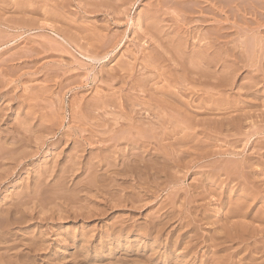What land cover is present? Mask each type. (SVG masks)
<instances>
[{"label": "rangeland", "instance_id": "rangeland-1", "mask_svg": "<svg viewBox=\"0 0 264 264\" xmlns=\"http://www.w3.org/2000/svg\"><path fill=\"white\" fill-rule=\"evenodd\" d=\"M7 3H9L10 5H16V4H18V2H19V0H5ZM12 1H14L13 3H11ZM16 1V2H15ZM21 1V0H20ZM41 1H43V0H37V1H34L35 3V5H39V2H41ZM44 1H48V0H44ZM43 1V2H44ZM50 1V2H49ZM48 1V3H50L51 4V6H56V4H62V3H66L67 4V13H66V11H64L66 14H64L65 16L67 15V17H70L71 16V19L70 18H68L69 20H70V23H72L73 21H74V19H75V22L74 23H76L77 21L79 22H77V24H74V23H72L73 25H75V27L76 28H69L68 26H66V24H65V22H63V21H60V20H58V19H55V18H52V17H50V18H45V19H43L42 18V16H40L39 15V17L38 16H34V15H32V14H29V13H26V14H21V13H14V12H7V11H5V13H4V15H6V16H4V17H2V18H5V19H2L3 20V23L2 24H0V93L2 94H0V118H2V120H4V121H2L3 123H1V121H0V140H1V143H0V146L3 148H1L0 147V150H2V151H0V159H1V157L3 156L4 158H3V160L5 161V162H8L7 164L5 163V162H3V160H0V163L2 162V164L4 165L3 166V169H5L4 170V172H2L1 170H3V169H0V174L1 173H4V174H6V171H7V174H6V176L7 177H5L4 175L3 176H1L0 177V264H46V263H48V264H109V263H111V264H147L148 262V264H172L171 262H173V263H177V264H194V263H196V264H200V262H204L203 264H215V262H216V264H262L263 262H264V255H262V254H260L259 252H264V237L262 238V237H255V239H250V240H246V239H243L242 241H235L233 244L232 243H230V242H225L224 240V242L223 241H221V238H217V237H222L221 235L220 236H216L215 235V232L217 233V234H219V233H222V230H224L225 229V225H224V221H222V223L221 222H219V224L218 223H216V217L217 216H219L218 214H217V212H220L222 215H224L225 214V212H226V208H221L222 206H221V204L223 205L224 203L223 202H226V200H228L227 198L229 197V195H227V194H229V191H227L228 189H227V187L225 186V184L226 183H224L225 181V179H223V178H225V173H222V171H220V168L222 167H224L225 168V165H228L230 162H231V160L230 159H228V158H231L232 159V157H230L228 154H226V155H224V154H218V152H224V151H227V153L228 152H230V151H237V152H248V149H249V147L250 146H248V145H250L252 142H253V140H254V142H258V141H255L256 139L257 140H264V116H262L261 115V113L259 112L260 111V109H261V107H260V109H259V111H256L255 113H254V116H253V118L251 119H249L247 122H245L243 125H242V127H241V129L240 130H238V131H236V130H234V129H227L226 128V124H222V120H223V118L225 117V115H221L222 113H217V115H215V114H210V116L209 115H207V114H202V112L201 111H199V110H197V109H195V108H192L191 107V101H190V103L188 102V98H190L189 100H191V97L193 96H191L190 94L191 93H193V94H196V95H200L201 94V96H203L202 95V93L203 92H205V91H209V88L208 87H210L211 89H213V87H214V81H213V79H211L210 78V81L209 80H206V82H209V83H203V82H200V81H197V82H195V81H192V80H190L191 79V77H190V75H188L189 76V78L190 79H187L186 77L184 78L185 79V81H184V79H183V76H184V74H186L185 73V70L184 69H186V68H189V66H190V64H192V63H190V59L188 60L189 62H187V61H185L184 63H183V60H181L180 58H178V56H176V53H178L177 55H179V48H181L182 47V50H183V52L185 51V52H187V51H191V44L192 43H195V42H197V41H195V37L192 39L191 38V19H189V18H191V16H189V14L191 15V12L190 11H186V9H187V7H189L190 6V9H191V2L189 1V0H187L190 4H188V2H185L186 0H168V1H166V0H161L162 2V4H163V2H168L167 4L166 3H164V4H166V5H169L167 8H165L166 7V5L163 7V5H162V7H161V3H160V1L158 0H136V1H131V0H127V1H125V3L124 4H121L119 1V3L116 1V0H112V2H111V0L109 1V0H82V1H78V0H49ZM59 1H62V2H59ZM90 1H92V2H90ZM98 1V2H97ZM169 1H171V2H173V3H175L174 5L173 4H171V2H170V4H169ZM58 2V3H57ZM80 2H82V3H80ZM103 2H106V3H103ZM152 2V3H151ZM182 3V5H181V3ZM15 3V4H14ZM55 3V4H54ZM71 5H70V4ZM73 3V4H72ZM79 3H80V5H79ZM86 3V4H85ZM92 4L93 3V6H90V4ZM156 3H158V5L160 6V10L159 9H157V7H156ZM185 3V4H184ZM49 4V5H50ZM78 4V5H77ZM83 4H84V7H85V10H87V14H86V16H85V14H84V12L82 11V10H84L83 9ZM87 4H89V5H87ZM105 4V5H104ZM126 4H127V6H126ZM150 4V5H149ZM153 4V5H152ZM180 4V5H179ZM94 5H99L98 6V8L96 7V6H94ZM103 5V6H102ZM117 5V6H116ZM119 5H123V8L122 7H120ZM157 5V6H158ZM178 5V6H177ZM34 6V5H33ZM75 6V7H74ZM82 6V7H81ZM89 6L92 8H89ZM109 8H108V7ZM112 6H113V9H112ZM118 6H119V9H118ZM150 6H151V8H150ZM173 6V7H172ZM175 6H177V7H175ZM180 6L181 7H183L182 9H183V12H182V10H181V8H180ZM72 7V8H71ZM78 7V8H77ZM96 7V8H95ZM103 7V8H102ZM105 7V8H104ZM107 7V8H106ZM130 7V8H129ZM147 7V8H146ZM153 7H154V9H153ZM179 7V8H178ZM186 9H185V8ZM117 8V9H116ZM121 8V9H120ZM129 8V9H128ZM169 8V10H167ZM81 9V10H80ZM88 9H90V11H88ZM94 9H96V10H94ZM118 10V12L120 13V10H121V13H120V15H118L119 13H117L116 14V12L117 11H115L114 10V12L115 13H112L113 11L112 10ZM126 9H128V11H126ZM144 9H146L145 11H143ZM175 9V10H174ZM185 9V10H184ZM189 9V10H190ZM78 10V11H77ZM106 10V11H105ZM124 10H125V12H124ZM153 12H152V11ZM159 10V13H160V17L161 18H159V16H158V12H156V11H158ZM164 10V11H163ZM171 10V11H170ZM188 10V9H187ZM70 11H71V13H70ZM97 11H99V12H97ZM100 11H102V12H100ZM110 11H111V13H110ZM140 11H142V13L144 14V13H146V14H144L145 15V18L149 15H151L150 14V11H151V13L152 14H154L155 16H154V19H152V20H150V19H147V18H149V17H147L146 19L143 17L144 15H142V13H140ZM166 11V12H165ZM175 11H178V13L177 12H175ZM74 12V13H73ZM78 12V13H77ZM82 12V13H81ZM90 12V13H89ZM141 14V15H139V13ZM169 14H168V13ZM180 12V13H179ZM9 13V14H8ZM12 13V14H11ZM14 13V14H13ZM70 13V14H69ZM73 13V14H72ZM94 14V15H92V14ZM102 13V14H101ZM127 15H126V14ZM149 13V14H148ZM175 13V14H174ZM177 13V14H176ZM186 13V14H185ZM189 13V14H188ZM11 14V15H10ZM78 14V15H77ZM80 14V15H79ZM81 14H83V15H81ZM91 14V15H90ZM110 14V16H108ZM122 14V15H121ZM166 14V15H165ZM174 16H173V15ZM182 14V15H181ZM188 14V15H187ZM9 15V16H8ZM14 17H13V16ZM28 15V16H27ZM70 15V16H69ZM74 15V16H73ZM125 15V16H124ZM147 15V16H146ZM162 15H163V18H162ZM177 15V16H176ZM187 15V16H186ZM10 16H12L11 18H9V20L6 18V17H10ZM18 16V17H17ZM22 16H24V17H26L25 18V20H24V18H22ZM77 18H76V17ZM89 16V17H88ZM96 16V17H95ZM111 16H113L112 18H111ZM116 16V17H115ZM151 16H153V15H151ZM169 16V17H168ZM179 16V17H178ZM180 16H182V19H181V17ZM186 18H185V17ZM28 17L30 18V19H28ZM35 17V18H34ZM37 17V18H36ZM84 17H87V19L86 18H84ZM91 17H92V19H91ZM118 19V21H116V19ZM138 17V18H137ZM156 17V18H155ZM165 17V18H164ZM168 17V18H167ZM170 17H172V18H170ZM176 17V18H175ZM178 17V18H177ZM17 19V21H16V19ZM41 20H43V21H41ZM89 18V19H88ZM114 18V19H113ZM14 19V20H13ZM19 19H22V21L21 20H19ZM28 19V20H27ZM31 19H32V22H31ZM52 19H54V20H52ZM73 19V20H72ZM84 19V20H83ZM86 19V20H85ZM140 19V22L138 21V20ZM144 19V20H143ZM158 19H161V20H164V21H162V23H161V21L160 20H158ZM166 19H168V20H166ZM172 19V20H171ZM180 19H181V21H180ZM185 19H187V21L185 20ZM24 20V21H23ZM35 20H37V21H35ZM40 20V21H39ZM52 20V21H51ZM93 22H92V21ZM142 20H143V22H142ZM147 21V23H149V24H151V25H146L145 23H146V21ZM149 20V21H148ZM170 20V21H169ZM8 21V22H7ZM12 21V22H11ZM13 21H15L14 23H13ZM18 21H20V22H18ZM26 21V22H25ZM28 21V22H27ZM31 23H30V22ZM34 21V22H33ZM45 21V22H44ZM46 21H48V22H53V23H55V24H50V23H48V22H46ZM57 21V22H56ZM59 21V22H58ZM72 21V22H71ZM80 21H82V22H80ZM88 23H87V22ZM91 23H90V22ZM97 21V22H96ZM156 21V22H155ZM159 21V22H158ZM166 21H168V23L169 24H165V23H167ZM178 21V22H177ZM186 21V22H185ZM6 22V23H5ZM10 22H11V24L13 25H11L10 24ZM36 22V23H35ZM38 22V23H37ZM107 22L109 23L108 25H107ZM145 22V23H144ZM153 22H155V23H159V25H156L155 23H154V26L155 27H157V29L155 28H153L154 26H153V24L152 23ZM171 22V23H170ZM176 22V23H175ZM180 22V24L178 25V23ZM190 22V23H189ZM21 23V24H20ZM40 23V24H39ZM56 23H59V24H56ZM61 23V24H60ZM80 23H82V24H80ZM84 23H86V24H84ZM97 23V24H96ZM120 23V24H119ZM142 23V24H141ZM143 23H144V26H148L147 28H146V31H144V29L142 28V27H144L143 26ZM157 23V24H158ZM173 23V25H171ZM175 23V24H174ZM32 24V25H31ZM45 24V26H46V24H47V26L45 27V26H43ZM51 25L52 27H50L49 25ZM80 24V25H79ZM116 24V25H115ZM140 24V25H139ZM190 24V25H189ZM2 25V26H1ZM35 25V27H39V29H32V27ZM53 25H54V27H53ZM57 25V26H56ZM58 25L60 26V28L58 27ZM77 25V26H76ZM79 25V26H78ZM87 26V27H85V29H84V26ZM100 27H99V26ZM107 25V26H106ZM109 25H111V26H109ZM134 25V26H133ZM139 25L140 26V28L138 27L137 28V26ZM161 25H164V26H161ZM169 25H171V27L173 28H175L176 26L178 27V31H176V29L177 28H173V29H171L170 28V26ZM184 25V26H183ZM189 25V26H188ZM49 26V27H48ZM82 26V27H81ZM97 28H96V27ZM114 26H115V28H114ZM160 26V27H159ZM166 26H167V29H164V28H166ZM179 26L181 27L180 29H179ZM19 27V28H18ZM66 27V28H65ZM108 27H109V29H108ZM162 27H164V28H162ZM189 27V28H188ZM6 28V29H5ZM27 28V29H26ZM42 28V29H41ZM44 28V29H43ZM59 28V29H58ZM65 30H64V29ZM83 28V29H82ZM86 28H90V30L89 29H86ZM96 30V32L98 33V34H100V37H102V38H99L98 37V35L95 33V30ZM99 28H101V29H99ZM104 28V29H103ZM112 28V29H111ZM118 28V29H117ZM137 28V29H136ZM149 28V29H148ZM186 28V29H185ZM5 29V30H4ZM11 29V30H10ZM21 29V30H20ZM52 29V30H51ZM53 29H55V30H53ZM99 29V30H98ZM107 29V30H106ZM140 29H142L143 31H144V33H141V32H143L142 30H140ZM147 29H148V31H147ZM152 29V30H151ZM159 29H160V32H158L159 31ZM164 29V30H163ZM8 30V31H7ZM31 30V31H30ZM35 30V31H34ZM41 30V31H40ZM76 30V31H75ZM87 30V31H86ZM92 30V31H91ZM104 32H103V31ZM112 32H111V31ZM114 30V31H113ZM136 30L138 31V32H136ZM155 30H157V31H155ZM174 30V31H173ZM184 30V31H183ZM189 30V31H188ZM24 31V32H23ZM29 31V32H28ZM55 31V32H54ZM91 32V33H89V32ZM102 33H101V32ZM162 31H164V32H162ZM169 31H170V33H169ZM179 34H176V32ZM183 31V32H182ZM206 31V30H205ZM28 32V33H27ZM44 32V33H43ZM68 32V33H67ZM75 32H77V34H79V35H77ZM119 32V33H118ZM132 32H135V33H137L138 35H139V33L140 34H143V35H140L139 37L141 38V39H139L137 36L138 35H134L135 33H132ZM145 32L147 33V37H144V34H145ZM149 32H152L151 33V35L152 36H150V34H148ZM162 32V33H161ZM182 33V34H186V37L185 36H182V34H180V33ZM185 32V33H184ZM190 32V34H188ZM23 33H25V34H23ZM37 33V34H36ZM52 33V34H51ZM72 35H71V34ZM87 33H89L88 34V36H85V35H87ZM94 33V34H93ZM104 33H106V34H104ZM153 33H155L156 35H157V37H155L154 38V36L155 35H153ZM165 33V35H166V38H165V36L163 35ZM173 33V34H172ZM57 34V35H56ZM63 34V35H62ZM66 34H68L70 37H72V42H70L69 43V41H68V39H67V35ZM85 34V35H84ZM160 34H162L161 35V37H160ZM42 35V36H41ZM84 35V36H83ZM107 35V36H106ZM167 35H168V39L169 38H172L174 41H172V42H170V40H168L167 39ZM171 37H170V36ZM175 35V36H174ZM181 36L180 38L179 37H177V36ZM188 35V36H187ZM78 36V37H77ZM79 36H80V39H79ZM118 36V37H117ZM119 36H121L122 37V39H121V37H119ZM136 36V37H135ZM145 36H146V34H145ZM58 37V38H57ZM61 37V38H60ZM82 37V38H81ZM85 37V38H84ZM87 37V38H86ZM88 37H90V38H88ZM106 37V38H105ZM149 37V38H148ZM150 37H151V40H149L150 39ZM158 37H159V39H158ZM183 37V38H182ZM60 38V39H59ZM117 38V39H116ZM137 38H138V40H137ZM142 38H144V40L142 39ZM154 38V40H152ZM157 38V39H156ZM185 38V39H184ZM188 38H190L189 40H188ZM197 38V37H196ZM241 38H242V40L244 39L243 37H239V39H237V40H241ZM49 39V40H48ZM76 39H79L78 41L76 40ZM83 41H85V40H87L88 39V42H89V44L91 45H89L88 44V42L86 41L85 43L84 42H82V40ZM114 39H115V41H114ZM118 39H119V41H118ZM135 39V40H134ZM147 39V40H146ZM161 39H163L164 41H162ZM179 39H181V40H179ZM24 40H25V42H24ZM57 40V41H56ZM58 40L60 41V42H62V43H60V42H58ZM65 40V41H64ZM92 40H93V42H92ZM149 40V41H148ZM158 40H161V41H158ZM177 40H179V41H177ZM185 40H186V42H185ZM194 40V41H193ZM197 40V39H196ZM241 40V41H242ZM56 41V42H55ZM99 41V42H98ZM137 41V42H136ZM157 41V42H156ZM173 43V42H177V43H179V44H172L173 46H171L170 45V43ZM182 41V42H181ZM23 42V43H22ZM67 42V43H66ZM80 42H81V44H80ZM95 42V43H94ZM97 42L99 43V44H97ZM148 42V43H147ZM183 42H185L186 44H184ZM189 42H190V44H189ZM40 43V44H39ZM75 45H74V44ZM78 43H79V45H78ZM114 43V44H113ZM144 43V44H143ZM150 43V44H149ZM157 43V44H156ZM164 43V44H163ZM167 43L169 44V45H167ZM183 43V44H182ZM25 44V45H24ZM65 44V45H64ZM82 44H83V46H82ZM87 44V45H86ZM146 44V45H145ZM156 44V45H155ZM160 44V45H159ZM166 44V45H165ZM185 45V46H181V45ZM196 44V43H195ZM28 45V46H27ZM68 45V46H67ZM81 45V46H80ZM89 45V46H88ZM95 47H94V46ZM113 45V46H112ZM114 45H117V47L115 46L114 47ZM122 45V46H121ZM136 45H137V47H136ZM150 45V46H149ZM161 45H165V46H163L162 48H163V50L164 49H166L168 46L170 47H173V48H171L172 50L174 49V51H171V53H170V51H169V53H167V54H171L172 56L175 54V56H173V62H174V59L175 58H178L179 60H177V59H175V65H173L174 63L173 62H168L169 63V66H168V63L165 61V60H163L164 62H165V64L161 61V63H163V64H161V63H159L160 62V60H161V58L163 57V59H164V57H165V55H166V57H167V54H165L166 52L165 51H162V48H160L161 47ZM178 45V46H177ZM180 45V46H179ZM43 46V47H42ZM45 46V47H44ZM55 46H57V47H55ZM65 46V47H64ZM77 46H79L78 48H77ZM86 46V47H85ZM111 46V47H110ZM158 46V47H157ZM176 46V47H175ZM187 46V47H186ZM189 46V47H188ZM29 47V48H28ZM68 47V48H67ZM81 47H83V49L81 48ZM92 47V48H91ZM114 47V48H113ZM121 47V48H120ZM168 47V48H169ZM175 47V48H174ZM185 47H186V49H185ZM44 48H46V49H44ZM58 48V49H57ZM70 48V49H69ZM84 48H85V50H84ZM95 48H96V50H95ZM109 48V49H108ZM120 48V49H119ZM145 48H147V49H145ZM150 48V49H149ZM154 50H153V49ZM167 48V49H168ZM188 48H190V49H188ZM87 49V50H86ZM88 49H90V50H88ZM107 49V50H106ZM156 53V51H157V53H156V56H155V53L152 51V50ZM159 51H158V50ZM171 49H168V50H171ZM44 50V51H43ZM60 50V51H59ZM81 50V51H80ZM84 50V51H83ZM104 50V51H103ZM118 50V51H117ZM168 50H166V51H168ZM87 51V52H86ZM94 51H96V52H94ZM103 53H102V52ZM106 51V52H105ZM132 51V52H131ZM148 51H151L150 52V54H148ZM175 51H177V52H175ZM40 52V53H39ZM48 52V53H47ZM50 52V53H49ZM66 52V53H65ZM93 52V53H92ZM111 52V53H110ZM131 52V53H130ZM147 52V53H146ZM165 52V53H164ZM172 52H174L173 54H172ZM61 53H64V54H61ZM79 53L81 54V56L79 55ZM87 53V54H86ZM95 53V54H94ZM105 53H106V55H105ZM108 53V54H107ZM51 54V55H50ZM82 54H83V56H82ZM85 54V55H84ZM122 54H123V56H122ZM140 54H143V55H140ZM154 54V55H153ZM158 54V55H157ZM165 54V55H164ZM58 55V57H56ZM88 55V56H87ZM94 55H98L99 57L100 56H104L102 59H101V61L100 60H97V62H96V60H91V56H94ZM170 55V56H171ZM50 56V57H49ZM54 56V57H53ZM109 56V57H108ZM136 56V58L138 59L137 61H134V60H136V58L134 59L133 57H135ZM153 57L154 56V58L156 59V61H155V63H153V59L151 60L150 59V57ZM160 58V59H158V57ZM170 56H168L167 58L165 57V59H170L171 57ZM2 57V58H1ZM64 59H63V58ZM114 57V58H113ZM175 57V58H174ZM112 58H113V60H112ZM125 58V59H124ZM129 60V61H127V59ZM145 58V59H144ZM2 59V60H1ZM133 59V60H132ZM172 59V58H171ZM107 60V61H106ZM109 60H111V61H109ZM131 60H132V62H131ZM140 60V61H139ZM143 60V61H142ZM147 60V61H146ZM158 60V61H157ZM177 60V61H176ZM258 60V59H257ZM92 61V62H91ZM103 61V62H102ZM118 61V62H117ZM142 61V62H141ZM149 62V63H144V62ZM169 61H172V60H169ZM179 61H181V63L179 62ZM263 61V60H262ZM99 62H101V63H99ZM109 62V63H108ZM131 62V63H130ZM134 62H135V64H134ZM139 62V63H138ZM150 62H152V63H150ZM180 63L179 65H181L182 67H184L183 68V70H182V67H181V69L180 68H178L179 67V65L177 64V63ZM264 62V61H263ZM263 62H260L259 63V65H258V63H257V65L258 66H263L264 65V63ZM105 63H107L106 64V66H105ZM130 63V64H129ZM137 63V64H136ZM185 64L187 67L185 68V66H183V64ZM104 64V65H103ZM124 64V65H123ZM126 64V65H125ZM131 64H134V67H133V65H131ZM142 64V65H141ZM144 64H145V66H144ZM189 64V65H188ZM6 65V66H5ZM56 65V66H55ZM129 65V66H128ZM136 65V66H135ZM141 65V66H140ZM155 65V66H154ZM158 65V66H157ZM170 65H171V67H170ZM60 66V67H59ZM62 66V67H61ZM128 68H127V67ZM144 66V67H143ZM147 66H149V67H151V66H153V67H151V68H153V69H149V70H145L144 68L145 67H147ZM162 66V67H161ZM165 66V67H164ZM177 66V67H176ZM117 67V69H115V68ZM121 67V68H120ZM129 67H130V69H129ZM133 67V68H132ZM165 69H167V70H171V68H173L171 71H172V73L174 74V79H175V81H174V86H172V87H175L176 88V90H175V88H172L171 90L173 91V92H175L176 94H177V97L175 98V99H177V100H175L174 98V102L172 101V103L174 104V107H172L173 108V111H175L176 112V114H174L173 113V111L172 110H168V109H162L163 111H161V112H159V109H154L153 108V110L151 111V108L153 107L152 106V101L150 100L151 98H150V95L152 94V90L151 89H153V90H156L157 88H159L158 86H160V87H164V86H166V83H164V82H166L165 80H164V78H157L156 77V71H160V72H164V68ZM168 67H169V69H168ZM174 67H175V70H174ZM119 68V69H118ZM124 68V69H123ZM191 68V67H190ZM256 68V67H255ZM264 68V67H263ZM9 71H8V70ZM48 69V70H47ZM49 69H51V70H49ZM54 69V70H53ZM55 69H57L56 71H55ZM63 69V72H61V71H59V70H62ZM67 69V70H66ZM103 69V70H102ZM134 70V71H130V70ZM140 69V70H139ZM67 71V73H66V71ZM120 71V72H118V71ZM128 70V71H127ZM154 70V71H153ZM162 70V71H161ZM213 70H215V69H210V71H213ZM242 70V71H241ZM241 70H238V72H237V75H236V78L238 79H236L235 78V80L234 81H236V83H234V86L232 87V89H228V87H226L225 88V91L224 92H221V94H222V96H223V98H225V97H228V100L229 101H232L233 100V98H234V100H238V99H240V100H243V99H241L240 97H245V95H244V90L245 89H243L242 90V88H240V89H238V88H235V86L237 87L238 85H239V83H241V84H246V83H248V80L246 79V81H245V79H242V77L246 74L245 72H243V71H248V69L247 68H243V69H241ZM250 70V69H249ZM45 71H47V72H45ZM49 71V72H48ZM55 71V72H54ZM99 71V72H98ZM106 71H107V74H106ZM112 71V72H111ZM122 71V72H121ZM123 71H125V72H123ZM152 71V72H151ZM166 71V70H165ZM181 71H184V72H181ZM241 71V72H240ZM43 72H45V73H43ZM51 72V73H50ZM132 72H134L133 74H132ZM180 72V73H179ZM214 72V71H213ZM243 72V73H242ZM48 73V74H47ZM68 73H70V74H68ZM119 73H121V74H119ZM132 75H131V74ZM136 73V74H135ZM152 73V74H151ZM153 73L155 74V75H153ZM181 73H184L183 75L181 74ZM241 73V74H240ZM8 74V75H7ZM47 75V77H45L46 75ZM57 74H58V76H57ZM96 74V76L94 77V75ZM109 74V75H108ZM119 74V76H117ZM124 74V75H123ZM127 74H129V75H127ZM42 75V76H41ZM71 75V76H70ZM72 75L74 76V78L72 77ZM141 75V76H140ZM242 75V76H241ZM56 76V78H54V77ZM60 76V77H59ZM63 76H65V77H63ZM70 76V77H69ZM121 76V77H120ZM128 77V82H127V77ZM138 78H137V77ZM186 76H187V74H186ZM187 76V77H188ZM241 76V77H240ZM42 77H44V78H42ZM49 77L51 78V79H49ZM59 77V78H58ZM105 77V78H104ZM134 77L136 78V79H134ZM140 77V78H139ZM213 77H215V76H213ZM53 78V79H52ZM61 78H62V80H61ZM64 78V79H63ZM115 78V79H114ZM118 78V79H117ZM125 78V79H124ZM131 78V79H130ZM179 78V79H178ZM44 79H45V81H44ZM54 79H55V82L57 83H55L54 82ZM96 79V80H95ZM99 79V80H98ZM159 79V80H158ZM194 80H195V78H193ZM42 80V81H41ZM97 82H95V81ZM101 80V81H100ZM115 80H117V81H120V82H116ZM132 80L135 82H132ZM186 80H188V81H192L193 82V84H194V86L193 87H196V85H199V88H198V86L196 87V88H193V87H191L192 85H190L189 83H188V81H186ZM215 80V79H214ZM242 80V82H240ZM55 83L54 85H53V82ZM59 81H60V84H59V86H57L58 85V83H59ZM100 81V82H99ZM138 81H142V82H147L146 83V85L145 86H140V85H138L139 84V82ZM158 81V82H157ZM161 81H162V83L164 84H162L161 83ZM176 81H179V82H176ZM183 81V82H182ZM216 81V80H215ZM103 82V83H102ZM113 83V84H110V83ZM121 82H122V84H121ZM137 82V83H136ZM239 82V83H238ZM246 82V83H245ZM47 83V84H46ZM119 85H118V84ZM129 83H131L130 85H129ZM151 83V84H150ZM180 83V84H179ZM186 83V84H185ZM202 83V84H201ZM212 83H214V84H212ZM100 84V85H99ZM102 84V85H101ZM154 84V85H153ZM160 84V85H159ZM161 84H162V86H161ZM205 84V85H204ZM209 84H211V85H209ZM43 85V86H42ZM95 85V86H94ZM107 85H108V88H107ZM111 85V86H110ZM123 85V86H122ZM188 85L190 86V87H188ZM201 85H203V86H201ZM27 86V87H26ZM32 86V87H31ZM53 86V87H52ZM101 86H103V87H101ZM106 88H105V87ZM109 86L111 87V89H113V90H111V89H109ZM126 86V87H125ZM132 86H133V88H132ZM149 86V87H148ZM154 86H156V88L154 87ZM206 86H207V89L208 90H206ZM264 85L263 84H261V86H259V87H257L258 89H260V92H263L262 91V89L264 90V87H263ZM1 87H3V88H1ZM40 87V88H39ZM46 87H48V88H46ZM51 87V88H50ZM91 87H93V88H91ZM112 87H114V88H112ZM142 87V88H141ZM147 87V88H146ZM155 89H154V88ZM203 87H205V88H203ZM54 88H55V90H54ZM103 88V89H102ZM122 88V89H121ZM139 88V89H138ZM146 88V89H145ZM149 88H151V89H149ZM190 88H192V89H190ZM262 88V89H261ZM8 89H10V90H8ZM40 89V90H39ZM47 89H49V90H47ZM57 89V90H56ZM62 89H63V91H62ZM105 89H106V91H105ZM116 89V90H115ZM132 89V90H131ZM138 89V90H137ZM210 89V90H211ZM240 90V91H235V90ZM45 90V91H44ZM97 90V91H96ZM109 90V91H108ZM128 90H130V91H128ZM134 90V91H133ZM148 90H150V92L148 91ZM184 92H183V91ZM187 90H188V92H187ZM190 90L191 91H193V92H190ZM10 91V92H9ZM14 91V92H13ZM48 91V92H47ZM50 91V92H49ZM102 91V92H101ZM120 91V92H119ZM186 91V92H185ZM195 91V92H194ZM228 91V92H227ZM52 92V93H51ZM113 92V93H112ZM123 92V93H122ZM147 92V93H146ZM178 92V93H177ZM180 92V93H179ZM190 92V93H189ZM227 92V93H226ZM230 92V93H229ZM236 95H234V97H233V93ZM4 93V94H3ZM11 93V94H10ZM105 93H107V94H109V96L107 95V94H104ZM125 93V94H124ZM133 93V94H132ZM134 93H136V95L134 94ZM43 94H44V96H43ZM50 94V95H49ZM118 94H119V96H122V97H119L118 96ZM144 94V95H143ZM149 96H148V95ZM186 96H185V95ZM3 95H6V96H3ZM7 95L9 96L8 98H7ZM115 95H117L119 98H121V99H119V98H117V96H115ZM129 95H131V96H128ZM135 95V97H133ZM179 95H182V96H179ZM3 96V97H2ZM42 96V97H41ZM103 96V97H102ZM105 96H108V99H109V102L108 103H106V105H105V109L103 110V109H101L100 107L98 108V109H96L95 111H93L92 113H94V114H91L92 116H90V118H89V116L88 115H86V112H87V109L89 108V109H91V106L97 101V99L98 98H102V99H100L101 100V102L103 101H107V100H105L106 98H105ZM114 96H115V98H114ZM190 96V97H189ZM61 97V98H60ZM97 97V98H96ZM111 97V98H110ZM137 97H139V98H137ZM148 99H147V98ZM183 97V98H182ZM83 98H84V101H83ZM147 100H146V99ZM150 98V99H149ZM181 98V99H180ZM195 97H193V100H194V102H196V103H194L195 105L196 104H198L199 102H200V100L198 101V103H197V99H194ZM203 98V97H202ZM236 98H238V99H236ZM6 99V101H4ZM87 99V100H86ZM94 99V100H93ZM96 99V100H95ZM136 99H138V100H136ZM140 99H141V101H140ZM182 99H184L183 101H182ZM186 99V100H185ZM93 102H92V101ZM118 100V101H117ZM146 102H145V101ZM148 100H150L149 102H148ZM234 100H233V102H234ZM2 101V102H1ZM62 101V102H61ZM74 101V102H73ZM87 103H86V102ZM88 101H89V103H88ZM117 102V104L116 103H114V104H116L115 106H117V107H115V106H113L114 104H112L113 102ZM32 102V103H31ZM73 102V103H72ZM85 102V103H84ZM119 102H121L120 104H119ZM140 102V103H139ZM144 103V104H142V103ZM151 102V103H150ZM178 102V103H177ZM180 102H182V103H180ZM188 102V104H186ZM206 102H208V103H211V101H206ZM81 103H83V104H81ZM93 103V104H92ZM147 103V104H146ZM149 103V104H148ZM171 103V102H170ZM179 103L181 104V105H179ZM207 103V105H209ZM75 104V105H74ZM77 104V105H76ZM92 104V105H91ZM112 104V105H111ZM145 104H146V106H145ZM176 104H178V105H176ZM91 105V106H90ZM110 105H111V107H110ZM147 105H149V107L147 106ZM182 105H186L187 106V108H185L186 106H182ZM6 106V107H5ZM35 106V107H34ZM63 106V107H62ZM82 106V107H81ZM119 106V107H118ZM135 106V107H134ZM151 106V107H150ZM177 106V107H176ZM181 106V107H180ZM78 107V108H77ZM103 107V106H102ZM114 107V108H113ZM123 109V110H127V111H129L130 113H128L127 111H123L121 108ZM4 108V109H3ZM79 108H81L82 110H80ZM84 108V109H83ZM86 108V109H85ZM150 108V109H149ZM180 108H184V110L183 109H180ZM63 109V110H62ZM79 109V110H78ZM107 109V110H106ZM119 109H121V110H119ZM131 109H133V110H131ZM179 109V110H178ZM60 110V111H59ZM98 110V111H97ZM105 110L106 111H108V114H109V119L107 118L108 117V115H107V112H105ZM155 110V111H154ZM168 112H167V111ZM182 110V111H181ZM258 110V109H257ZM70 111H72V112H70ZM77 111V112H76ZM120 111H123V112H127L128 114H130V115H132L134 118H135V120H137V119H139V120H141V121H143V122H145V123H148L149 121H148V119H150L151 121H153V122H156V119H154L153 117L154 116H156V115H158V117L160 116V118H161V121L163 122V131H165V132H167V133H169V131H171L172 130V128H174L175 127V125H176V127L174 128L176 131L174 132V133H172L171 135H170V137H168V138H166V141L164 142V143H162V145H164L165 143H166V145H169V143H171V144H173V149H171V151L170 152H172V153H175L174 154V156H172V157H175V158H170L171 160H173V163L175 162V164H173L172 163V166H170L169 168L167 167V169L168 170H166V168L164 169L163 168V170H164V172H163V170H162V166H160V165H162V159L160 160V158H163V159H166V157L165 156H163L162 154H163V152L161 151L160 152V150H161V148H160V146H155V144H152L153 142H151V144L149 145V146H147V147H144V148H146V150H144V148L142 149V150H140V149H138V148H134L133 149V152L131 151L132 150V148H131V150H130V156L131 157H133L134 155H137V156H140V158H141V156L143 155V157H144V155H146L145 156V158L144 159H146V157H149V159L147 158V161L146 160H144L143 159V157H142V159L144 160V163H146V162H148V160H150V164H155L156 163V165L157 166H154V167H158L157 169L160 171L161 170V172H160V175L159 174H157V176L158 177H156V175H153V172L152 171H150L149 172V176L151 177V181L149 180V181H147L148 183L144 186V184L143 185H139V184H141L142 182H139V181H137L136 179H133V177L134 176H132L131 178L130 177H128L129 178V180L131 179V181L133 180V181H135V182H133V183H130L129 181L128 182H125V179L126 180H128L127 178H123V180L121 181V182H118L117 184H119V183H121L122 185H124V186H126L127 188L129 187V189H127L126 187L124 188V187H120V189L119 190H122V189H124L125 191H121L120 192V195L121 194H124L125 193V195L127 196V199L128 198H130L129 197V195L131 196V201H130V199H128L129 200V203H130V205H129V203H128V200L126 199V198H123V200H124V202L125 203H121L120 204V206L122 205V204H124V205H122L121 207H118L119 205H118V203H115L114 202V204H113V202H110V204L111 205H109L110 207L112 206L113 207V210L112 209H109V207H106L105 209H106V211L107 212H105V214H104V216H103V214H100V209L99 208H102L103 209V207L106 205V201L105 202H103L104 200L103 199H106V198H109V195L107 194V193H109L110 194V196H111V193H112V195H114L115 194V191H113L112 190V192L111 191H109V190H107V189H103V190H107V191H105L106 192V194L108 195L106 198L104 197V196H106V194L105 193H101V194H99L100 192H97V194H95V193H93V192H96V191H94V190H97L98 189V186H100L98 183H97V180H98V178H96V175H98L96 172H93L94 170L93 169H91L90 168V166L93 164V163H95L96 162V160L94 159V158H91V157H89V156H92V157H96V153H98V151L96 152L95 150H97V147H98V145H96L97 143H94L93 141H94V138L98 135L99 136V134H103L104 136H112L113 135V131H112V129H114L115 127H119V125H115L116 124V121H113V120H111L110 121V119L112 118V116H115V118H119V117H121L122 118V114H120L119 112ZM143 111V112H142ZM155 113H154V112ZM186 111H188V112H186ZM189 111H192L191 113L189 112ZM261 111H264L263 110V108H262V110ZM59 112V113H58ZM78 113V114H76V113ZM83 112H85V114L83 113ZM101 112V113H100ZM123 112H121V113H123ZM132 112V113H131ZM157 112V113H156ZM166 112V113H165ZM184 112V113H183ZM186 112V113H185ZM200 112V113H199ZM35 113V117H33L34 114ZM58 113V114H57ZM75 113V114H74ZM95 113H97V114H95ZM103 113H106V114H103ZM116 113L118 114V115H116ZM165 113V114H164ZM172 113V114H171ZM187 113H189V114H187ZM26 114H31L30 116L29 115H27V116H25ZM102 114V115H101ZM163 114V115H162ZM167 114V115H166ZM174 114V115H173ZM182 114H185L184 116L185 117H187V118H189L188 120L182 115ZM260 114V115H259ZM81 115V116H80ZM84 115L86 116V117H84ZM100 116L101 118H103V119H105L106 120V118H107V122H106V124L107 125H105L103 128H101V129H99V128H96L97 126H98V122L96 121V119H94V117L95 116ZM124 115H126V113H124ZM146 115H150V117L147 119V116ZM171 115H173V117L171 116ZM176 115V116H175ZM180 115H182L181 117H183L184 119H180L179 117H180ZM195 115V116H194ZM202 117H201V116ZM206 117H205V116ZM213 115L214 116H216V117H213ZM231 115V118H234V117H232V116H235V114L234 115H232V114H230ZM229 114L228 115H226V117H225V119L226 120H229L230 119V117H228V116H230ZM256 115H257V118H256ZM7 118V120H6V118ZM48 116H50V117H48ZM94 116V117H93ZM105 116V117H104ZM111 116V117H110ZM118 116V117H117ZM196 116H198V117H196ZM220 117V118H217V117ZM224 116V117H223ZM250 116V115H249ZM260 116V117H259ZM25 117H27V118H31V121H30V118L29 119H27V118H25ZM38 117V118H37ZM42 118V120H41V118ZM43 117H44V121H43ZM48 118V121H47V118ZM54 117V118H53ZM92 117V118H91ZM172 117V118H171ZM174 117H176V119L174 118ZM194 117V118H193ZM196 117V118H195ZM202 118L204 121L202 122V119L199 121L198 120V118ZM208 117V118H207ZM214 119H213V118ZM223 117V118H222ZM263 117V118H262ZM26 119V121L27 120H29V121H27V122H29V123H31V125H29V123H26V121H24L23 119ZM36 119L37 120V122H36V120H33V119ZM63 118V119H62ZM142 118V119H141ZM151 118H153V119H151ZM171 118V119H170ZM191 118H193V121L194 122H192L193 123V125L191 126V121H192V119ZM199 118V119H200ZM212 118L213 119V121H211L210 119ZM15 119V120H14ZM51 119V120H50ZM169 119V120H168ZM174 119V120H173ZM180 119V120H179ZM220 119H221V121H220ZM6 120V121H5ZM53 120V121H52ZM74 120V121H73ZM94 120V121H93ZM104 120V121H105ZM145 120V121H144ZM167 120H168V122H167ZM207 120H209V121H207ZM214 120H217V122L215 123V121ZM25 122V124H28L29 126H32V128L31 127H29L28 125V127H25V125L23 126V123L22 122ZM45 121H47V125L45 124L46 122ZM51 121V122H50ZM60 121V122H59ZM83 121V122H82ZM84 121H87V123L86 122H84ZM109 121V122H108ZM190 121V122H189ZM197 121H199V122H197ZM211 121V122H210ZM219 121V122H218ZM15 122V123H14ZM38 122H40V124H44V126L42 125H40ZM52 122H53V126L51 125L52 124ZM74 122H76V123H74ZM119 123H121L122 125L123 124H128V122H124V121H122V120H119L118 121ZM197 122V123H196ZM209 122V123H208ZM8 123V124H7ZM21 123V124H20ZM37 123H38V126H37ZM49 123V124H48ZM51 123V124H50ZM56 123V124H55ZM60 125H59V124ZM74 123V124H73ZM83 123H85V124H83ZM110 125H109V124ZM170 123V124H169ZM182 123V124H181ZM185 123V124H184ZM189 123H190V125H189ZM196 123V124H195ZM223 123H226V121H223ZM3 124V125H2ZM18 124V125H17ZM76 124V125H75ZM82 124V125H81ZM87 124V125H86ZM167 124V125H166ZM198 124H199V126L200 127H198ZM9 125V126H8ZM19 125H21V127L24 129H22L21 127H19ZM40 125V126H39ZM49 125L51 126V128L49 127ZM56 125V126H55ZM86 125V126H85ZM90 125H91V127H90ZM108 125H109V127H108ZM125 125H123V126H125ZM158 125H160V124H158ZM182 125V126H181ZM196 125V126H195ZM4 128H2V127ZM58 126V127H57ZM81 126V127H80ZM95 126V127H94ZM14 127V128H13ZM20 129H19V128ZM25 127V128H24ZM33 127L35 128V129H33ZM36 127H39V129H41V127H43L42 129H44V130H47V128L46 127H48V130L50 131H47L48 132V135H46V133L47 132H45L44 130H43V132H44V134H43V132H41L42 131V129H41V131L38 129V128H36ZM58 129H57V128ZM76 129H74V128ZM81 128V129H79V128ZM88 127H90V128H88ZM261 127H263L262 129H261ZM15 128H18V129H15ZM27 128V129H26ZM28 128H30L31 130H34V132L35 133H37L38 131V133L37 134H35L33 131L31 132L30 131V129H28ZM54 128L55 129H57V130H54ZM93 128V129H92ZM166 128V129H165ZM194 128V129H193ZM197 130H196V129ZM200 128H202V129H200ZM15 129V130H14ZM38 129V130H37ZM86 129V130H85ZM90 131H89V130ZM95 129H97V130H95ZM165 129V130H164ZM187 129V130H186ZM243 129V130H242ZM245 129V130H244ZM17 130V131H16ZM19 130V131H18ZM21 130H23V131H21ZM29 130V131H28ZM51 130L53 131V132H55V133H51ZM81 130V132H79ZM84 130V131H83ZM98 130H99V132H98ZM111 130V131H110ZM115 130V129H114ZM179 130V131H178ZM196 130V131H195ZM250 130V131H249ZM11 131H14V132H10ZM21 131V132H20ZM25 131V133H23ZM26 131H28V133L26 132ZM62 131H63V133H62ZM88 131V132H87ZM107 131V132H106ZM199 131V132H198ZM233 131V132H232ZM245 131V132H244ZM9 132V135H11V136H9L8 134H6V133H8ZM17 132H19V136H20V134L24 137V136H29V138H30V135L31 134H33V136H31V137H33V138H30V142H28V144H27V147L25 148V147H23V148H25V149H23L25 152H27V155H30V154H33V155H30V156H26V157H22V158H17V157H15V156H12V155H14V149H15V142H17L15 139H13L12 138V135L14 134V133H17ZM31 132V133H30ZM69 132V133H68ZM72 132V133H71ZM91 132V133H90ZM97 132V133H96ZM105 132V133H104ZM179 132V133H178ZM205 134H208V135H210V136H208V135H205ZM240 132V133H239ZM251 132V133H250ZM5 134V136H4V134ZM30 133V134H29ZM49 133H51L50 135H49ZM90 133V134H89ZM93 133V134H92ZM181 133V134H180ZM193 133V134H192ZM197 133V134H196ZM198 133H199V137H198ZM202 133V134H201ZM228 133V134H227ZM236 133H238V134H236ZM242 133H244L245 135H250V134H254L252 137H250V139L247 141V139L245 138L246 136H244ZM249 133V134H248ZM263 133V134H262ZM29 134V135H28ZM42 134H43V136H42ZM60 134L62 135L63 134V137L64 138H62V136H60ZM87 134H89L88 136H87ZM183 134H184V136H183ZM191 134H192V136L194 135H196L195 137H194V139H192L191 140ZM204 134V135H203ZM1 135H2V138H1ZM16 135V134H15ZM17 135H18V133H17ZM35 135L36 136H38L39 135V139H40V141H41V143H40V141L39 142H37V144H36V141H34L36 138H35ZM41 135V136H40ZM59 135V136H58ZM74 135H76V138H74L75 136ZM85 137H84V136ZM176 135V136H175ZM201 135H203V136H201ZM259 135V136H258ZM263 135V136H262ZM4 136V137H3ZM26 136V137H27ZM45 136V137H44ZM69 136V137H68ZM172 136L174 137V138H172ZM182 136V137H181ZM225 136V138H223ZM232 136V137H231ZM237 136V137H236ZM239 136V137H238ZM240 136H241V138H240ZM244 136V137H243ZM25 137V138H26ZM41 137V138H40ZM81 137H83L82 139H81ZM192 137V138H193ZM202 137H203V139L204 140H201L202 139ZM211 137H212V139H211ZM216 137V138H215ZM236 137V138H235ZM261 137H262V139H261ZM28 138V139H29ZM44 138V139H43ZM62 139L61 141H60V139ZM65 138H67V139H65ZM69 138V139H68ZM90 138V139H89ZM92 138H93V141H92ZM184 138H186V139H184ZM188 138V139H187ZM207 138H210V139H208L207 140ZM227 138V139H226ZM229 138V139H228ZM237 138H239V139H241V140H237ZM38 139V140H39ZM58 139V140H57ZM63 139H65V140H68L69 141V143H68V141H67V145L65 144V140H63ZM74 139V140H73ZM80 139V140H79ZM182 139V140H181ZM196 139V140H195ZM198 139V140H197ZM215 139H219V140H215ZM223 139V140H222ZM243 139H244V141H243ZM2 140H4V141H2ZM8 140V141H7ZM32 140V141H31ZM73 140V141H72ZM89 140V141H88ZM212 140V141H211ZM214 140V141H213ZM229 142H228V141ZM10 141H11V143H10ZM34 141V142H33ZM60 141V142H59ZM72 141V142H71ZM75 141V142H74ZM78 141V142H77ZM191 141H193V143L191 142ZM198 141H202V142H200V144L198 145ZM205 141H207V142H205ZM209 141H210V143H209ZM233 141H235V142H233ZM241 141H243V143L241 142ZM252 141V142H251ZM7 142V143H6ZM32 142V143H31ZM181 142H183V143H181ZM191 142V143H190ZM195 142H197L196 144H195ZM221 142L222 143H225V144H223V145H221ZM232 142V143H231ZM237 142V143H236ZM240 142V143H239ZM249 142V143H248ZM262 142H264V141H262ZM29 143H30V145H29ZM35 143V144H34ZM43 143V144H42ZM73 143H74V146H73ZM75 143L77 144V145H75ZM81 143V144H80ZM84 143V144H83ZM180 143L182 144V145H180ZM187 143V144H186ZM204 143H206V144H204ZM214 143V144H213ZM228 143V144H227ZM236 145H235V144ZM6 144V145H5ZM39 144V145H38ZM60 144V145H59ZM94 144V145H93ZM203 144V145H202ZM217 144V145H216ZM233 144V145H232ZM238 144V145H237ZM241 144H244L243 146L241 145ZM3 145L4 146H6V148H4L3 147ZM17 145H19V144H17ZM28 145H29V147H28ZM34 145V146H33ZM35 145H37V146H35ZM40 145H42V146H40ZM55 145V146H54ZM57 145V146H56ZM69 145H70V148H69ZM80 145V147H82V148H80L81 150H83L84 152L82 153H80V151L81 150H79V148H78V146ZM144 145H146V143L144 144ZM165 145V146H166ZM186 145H188V146H186ZM211 145H214V146H211ZM239 145H240V147H239ZM246 145V146H245ZM50 146H52V147H50ZM71 146L72 147H75L76 149H75V151H74V148L72 149L71 148ZM95 146H96V149H95ZM125 145H120V147H124ZM180 146V147H179ZM193 146V147H192ZM199 146H201V147H199ZM217 146H220L219 148L217 147ZM227 146H229V147H227ZM231 146L233 147V148H231ZM239 147V148H241V150L240 149H238V148H236V147ZM242 146V147H241ZM244 146H245V148H244ZM34 147V148H33ZM36 147V148H35ZM39 147V148H38ZM152 147H153V149H154V151H153V149H152ZM157 147H159V149H157ZM28 148V149H27ZM69 148V149H68ZM148 148V149H147ZM151 149V151H150V149ZM164 148V147H163ZM180 148V149H179ZM206 148H211V149H206ZM213 148H214V151H213ZM10 150V152L8 151V150ZM12 149L14 150V151H12ZM187 149V150H186ZM189 149L191 150V151H189ZM195 149V152L193 151V150ZM196 149L198 150V151H200L199 153H197V151H196ZM203 150V152L201 151V150ZM204 149L206 150V151H204ZM216 149H217V151H216ZM218 149H219V151H218ZM237 149V150H236ZM5 150H7V152H9V153H11V154H7V157H5V154H3L4 152H6ZM49 150V151H48ZM69 150H72V152L71 151H69ZM76 150H78V152L76 151ZM185 150V151H184ZM224 150V151H223ZM16 151H18V150H16ZM15 151V152H16ZM30 151V152H29ZM31 151H33V152H31ZM42 153H41V152ZM63 151V152H62ZM68 151H69V153H68ZM74 151V152H73ZM89 151V152H88ZM93 151H94V153H93ZM136 151V152H135ZM141 151H142V153H141ZM143 151H145V152H143ZM158 152L161 156L159 157V159L157 160V159H155V158H153V157H151L152 156V154H155V152ZM184 151V152H183ZM186 151H188V152H191V153H189L190 155H188V152H186ZM193 151V152H192ZM2 152V153H1ZM6 152V153H7ZM29 152V153H28ZM40 153V154H38V153ZM66 152H67V154H66ZM75 152H77V154L74 156V153ZM88 152V153H87ZM92 152V153H91ZM138 152V153H137ZM140 152V153H139ZM146 152H147V154H151V155H147L146 154ZM179 152H183L184 154L182 155V153H179ZM245 152V153H246ZM61 153H62V155H61ZM70 153H72V154H70ZM80 155H79V154ZM91 153V154H90ZM176 153H178V155L176 154ZM193 153V154H192ZM59 154H60V156H59ZM66 154V155H65ZM71 155L70 157H69V155ZM82 154V155H81ZM95 154V155H94ZM111 154H112V152H111ZM111 154H107L106 156H107V160L106 161H111L110 160V157L111 156H113V154L111 155ZM142 154V155H141ZM190 157H188L187 155ZM197 154V155H196ZM202 154V155H201ZM37 155V156H36ZM84 155V156H83ZM87 155V156H86ZM133 155V156H132ZM182 155V156H181ZM192 155V156H191ZM195 155H196V157H195ZM220 155V156H219ZM8 156H10V158H11V156L13 157V158H15V159H11V161L13 160V163H15L16 161V163H15V166H16V168H15V166L14 165H12L13 163H11L10 162V160H7L9 157ZM55 156V157H54ZM58 156V157H57ZM64 156V157H63ZM78 156H80L81 158H83V159H81V158H79ZM108 156H109V158H108ZM179 156L181 157V159L179 158ZM184 156L186 157H188V161H187V163H190L189 164V166L187 165V163L185 162L184 163V161L187 159V157L186 158H184ZM196 158V161H194V162H192L191 161V159L192 160H195L194 159V157ZM199 156V157H198ZM223 156V157H222ZM51 157H53V158H51ZM59 158V159H57V158ZM68 159H67V158ZM78 157V158H77ZM130 157V158H131ZM151 157V158H150ZM198 157V158H197ZM7 158V159H6ZM9 158V159H10ZM25 158V159H24ZM38 158V159H37ZM45 158V159H44ZM71 158V159H70ZM74 159V161L75 162H77L78 164H80V162H81V166L82 167H84L85 169H87V167H88V163H90L91 161H92V163H91V165L88 167V168H90L88 171L87 170H85L84 172H79V171H77L76 170V173L74 172V174L73 175H75V176H73V175H71V173L69 174V175H67L65 172V170L66 169H68V168H65V167H71L69 164L73 161V159ZM77 158V159H76ZM86 158H88L89 159V161H88V159H86ZM168 158V157H167ZM200 158V159H199ZM208 160H207V159ZM209 158H211V159H209ZM216 158V159H215ZM21 159V160H20ZM43 159V160H42ZM48 160V162H47V160ZM55 159V160H54ZM67 159V160H66ZM78 160V161H76V160ZM80 159V160H79ZM109 159V160H108ZM169 159V158H168ZM179 159V160H178ZM183 159H185L184 161H183ZM215 161H217V162H215ZM223 159H225L224 160V162H226V163H224L223 162ZM226 159L227 160H230L229 162H227L226 161ZM7 160V161H6ZM42 160V161H41ZM56 160H58V161H56ZM82 160V161H81ZM94 160V161H93ZM157 160V161H156ZM177 160V161H176ZM213 160V161H212ZM220 160V161H219ZM20 163H19V162ZM56 161V162H55ZM67 162V163H69V164H67V163H65V162ZM74 161L72 162V163H74ZM84 161H85V163H84ZM146 161V162H145ZM159 161V162H158ZM160 161H161V163H160ZM191 161V162H190ZM212 161V162H211ZM262 161H264V160H262ZM42 162V163H41ZM61 165H63V163H65L64 164V166H62L61 165V168H60V166H59V164ZM200 162V163H199ZM205 162V163H204ZM207 162V163H206ZM24 163V164H23ZM82 163H84V164H82ZM149 163H146V164H149ZM178 163V164H177ZM192 163V164H191ZM196 163V164H195ZM225 165H224V164ZM2 164H1V166H2ZM9 164V165H8ZM19 164V165H18ZM44 165V166H42V165ZM67 164V165H66ZM87 166H86V165ZM107 164H109L108 162H106V165H105V167H103V170L104 169H106L109 165H107ZM182 164L185 166V168H183L184 166H182ZM187 166H186V165ZM199 164H201V165H199ZM212 166H211V165ZM216 164H217V166H216ZM256 164V163H255ZM5 165H6V167H5ZM7 165L9 166V167H11V165H12V167H14V171H13V168L11 167V169L9 170L8 169V167H7ZM45 165H46V169L48 168V169H50V167H51V169L54 167V165L56 166L54 169H56V170H54L55 171V174L54 173H52V175L50 174V175H46L45 176V178L44 177H41V179L40 178H38L36 175H34L33 174V171H35L36 169V171L37 172H39V170L40 169H42V167H44L45 168ZM51 165V166H50ZM85 165V166H84ZM178 165V166H177ZM205 165V166H204ZM219 165V166H218ZM1 166H0V168H1ZM19 166H20V168H19ZM41 166V167H40ZM160 166V167H159ZM175 166V167H174ZM201 166V167H200ZM210 166V167H209ZM255 166V165H254ZM22 167V168H21ZM38 167V168H37ZM40 167V168H39ZM63 167V168H62ZM173 167L174 168H176V170H177V168H178V170H179V172H181V173H178V170L176 171L175 169H173ZM180 167V168H179ZM212 167V168H211ZM217 167V168H216ZM220 167V168H219ZM18 168H19V170H18ZM59 168V169H58ZM75 168H77V167H75ZM78 168H80V167H78ZM110 168V167H109ZM112 168V167H111ZM182 168H183V170H182ZM186 168H187V170H186ZM194 168V169H193ZM199 168V169H198ZM206 168V169H205ZM211 168V169H210ZM216 168V169H215ZM223 168V169H224ZM8 169V170H7ZM21 169V170H20ZM62 169H63V173L64 174H61L60 173V170L62 171ZM65 169V170H64ZM112 169H114V168H112ZM112 169H110V173H111V171H113ZM170 169H171V171H173V170H175L176 172H174V173H172L171 171H170ZM173 169V170H172ZM185 169V170H184ZM190 169V170H189ZM15 170H16V172H15ZM91 170V171H90ZM93 170V171H92ZM180 170H182V171H180ZM211 171V173L209 172V171ZM258 170V169H257ZM13 173H12V172ZM31 171V172H30ZM34 172L35 174L37 173V172ZM53 171V172H54ZM74 171H75V169H74ZM185 171V172H184ZM207 171L209 172L207 175H206V173H207ZM78 172V173H77ZM87 173V174H85L87 177H84L85 175H83L84 173ZM168 172L170 173V175L168 174ZM187 172V173H186ZM189 172V173H188ZM205 172V173H204ZM213 172V173H212ZM220 172V173H219ZM9 173H11V175L9 174ZM57 173V174H56ZM81 173H83V174H81ZM178 174V176H177V174ZM183 173V174H182ZM186 175H185V174ZM193 173V174H192ZM204 175V177L201 175ZM59 174H61V176L59 175ZM103 174V173H102ZM164 174H165V176H164ZM181 176H180V175ZM198 174H200L199 176L201 177V178H199V176H198ZM213 174V175H212ZM76 175H77V177H76ZM194 175V176H193ZM210 175H212V176H210ZM214 175H216L215 177H213ZM218 175V176H217ZM33 176H35V178H37L36 179V181L34 180V178H33ZM58 176H60V178L62 177L63 179H65L66 177L68 178H66L67 180H65L66 182H65V184L67 185V184H69L70 182V184L69 185H67V186H69V187H67V186H65V189L67 190V191H65V189L63 190V194L61 193V192H59V196H54V194L55 193H53L51 190V194H48V196L50 197H48V196H46V197H48L49 199H46V197H44L43 198V196L44 195H46L47 194V192H50L49 190L48 191H46L45 189H47V188H50V189H54V187L57 185V183L59 182V180H60V178L58 177ZM75 177V179H73V177ZM91 176H92V178H91ZM162 176L163 177H165L164 179L162 178ZM198 176V177H197ZM206 176H208V178L210 179V183H209V181L206 179L205 180V178H206ZM11 177V178H10ZM33 179H32V178ZM50 177H52V178H50ZM71 177V178H70ZM79 177V178H78ZM155 177V178H154ZM177 177V178H176ZM193 177V178H192ZM203 177V178H202ZM253 177H255V178H257V180H259V181H261V182H263L264 180V175H262V174H256V175H253ZM261 177V178H260ZM1 178L4 180H1ZM48 178V179H47ZM58 178V179H57ZM95 179V180H92V179ZM213 178V179H212ZM219 178V179H218ZM39 179V180H38ZM43 179V180H42ZM46 179V181L45 182H47L46 184H45V182H44V180ZM70 179V180H69ZM78 179V180H77ZM83 179V180H82ZM85 179V180H84ZM87 179H90V180H92L91 182H90V180H87ZM174 179H175V181H174ZM194 179H195V181H194ZM197 179V180H196ZM13 180V181H12ZM40 180H41V182H40ZM47 180H49V182L50 183H48V181ZM58 181V182H56L55 183V181ZM70 182H69V181ZM76 180V182L74 183V181ZM86 180H87V182H86ZM117 180H119V179H117ZM163 180V181H162ZM200 180V181H199ZM3 183H2V182ZM24 181V182H23ZM28 181V182H27ZM31 182V184L33 185V187H32V185L30 184V182ZM37 181H39V183L37 182ZM82 182L83 183V181H85L86 182V184H84V185H82V183H80V182ZM88 181H89V183H88ZM96 181V183L94 184V185H97V187L96 186H94L93 184V186H90L91 184L90 183H93V182H95ZM165 181V182H164ZM17 182V183H16ZM27 182V183H26ZM42 182H44V184L45 185H47V186H45L43 189H41L42 187H41V185H42ZM69 182V183H68ZM78 182H79V184H78ZM150 182V183H149ZM153 182L155 183V184H157L156 186H155V184H153ZM41 183V184H40ZM74 183V184H73ZM77 183V184H76ZM125 183V184H124ZM137 185H136V184ZM207 183V184H206ZM213 184V185H210V184ZM216 183H218V184H216ZM39 185V187L40 188H38V187H36L37 185ZM81 184V185H80ZM120 184V185H121ZM172 184V185H171ZM192 184V185H191ZM202 184H204V186H203V188L202 189H200V187H201V185ZM216 184V185H215ZM260 184V183H259ZM28 185H30V186H28ZM36 185V186H35ZM79 185V187H77ZM111 185H113V184H111ZM116 185V184H115ZM135 188V186L134 185H136V187L137 186H140V188H142V190H137V189H139V187L137 188V189H132V186ZM149 185H151L150 187H149ZM156 187H154V186ZM176 185V186H175ZM209 185V186H208ZM25 186L27 187H29L30 189H32V188H34L33 190H35L36 189V191L34 192L35 194H33V190H32V192H30L32 195H33V197H32V195L30 194V193H28V194H30V196L29 197H27V198H30V199H27V198H25L26 196L24 195H22L23 197H24V199H23V197L22 196H20V194H18V193H21L22 191L24 192V190H22L23 188L25 189ZM84 186H86V188L84 187ZM157 186H159V187H157ZM160 186H161V188H160ZM167 186V187H166ZM168 186H170V187H168ZM213 186V187H212ZM217 186H220V189L219 188H217ZM262 187H263V185H261ZM77 187V188H76ZM92 187H94V188H92ZM145 187V188H144ZM178 187V188H177ZM204 187H205V189H204ZM212 187V188H211ZM225 189H224V188ZM262 187H260L261 188V191H257V192H253V198L254 197H256V198H263V200H264V189L262 188ZM76 188V189H75ZM84 190H83V189ZM87 188H89V190L91 191V192H89V191H87ZM91 188V189H90ZM104 188V187H103ZM171 188V189H170ZM209 188V189H208ZM216 189V190H214L215 192L218 190H220L219 192H213V193H210L211 192V190L212 189ZM155 189H157L158 191V193L157 192H155L156 190ZM176 189H178L177 190V192L175 191ZM211 189V190H210ZM6 190V191H5ZM39 190H41V191H39ZM43 190H45V192H46V194L44 193V191ZM70 190V191H69ZM84 191V193H83V191ZM137 190V191H136ZM143 190H145V191H143ZM146 190L148 191L147 193H146ZM152 190V191H151ZM154 190V191H153ZM163 190V191H162ZM174 190V191H173ZM209 190H210V192H209ZM43 191V193H41ZM74 191V192H73ZM79 191V192H78ZM135 191V192H134ZM138 191H141V193L140 192H138ZM160 191V192H159ZM179 191H180V193H179ZM186 191H187V194H186ZM213 191V190H212ZM56 192V191H55ZM66 192V193H65ZM68 192V193H67ZM73 192V193H72ZM86 192H87V195H86ZM89 192V193H88ZM138 192V193H137ZM144 192V193H143ZM155 192V193H154ZM248 193H251L250 191H247ZM8 193V194H7ZM16 193V194H15ZM41 195V196H39V194ZM79 193H81V194H79ZM91 193H93V194H91ZM143 193V194H142ZM151 193H154L153 195L151 194ZM176 193H178V194H176ZM219 193V194H218ZM222 193V194H221ZM234 193V192H233ZM232 193V194H233ZM258 193V194H257ZM38 194V195H37ZM53 194V195H52ZM64 194H65V196H64ZM78 194V195H77ZM103 194H105V195H103ZM129 194V195H128ZM142 196L143 195V197H142V200L141 201H144V200H146V201H144V203L142 204L141 203V201H140V199H141V197H140V195ZM156 194V195H155ZM170 194H172V196H174V195H177L178 196V198L176 197V196H174L173 197V199L175 200H173L172 202H171V199L169 200V201H167V202H165L166 201V198H167V200L169 199V196H171ZM210 194H212V195H214V194H216V195H214V197L212 196V195H210ZM224 194V195H223ZM16 197H15V196ZM18 195V196H17ZM37 195V196H36ZM82 195V196H81ZM89 195V196H88ZM90 195H94V197L93 196H90ZM95 195H98V196H96L95 197ZM119 195V196H120ZM132 195H133V198H132ZM137 195V196H136ZM139 195V196H138ZM148 196V198H147V196ZM184 195H186V196H184ZM210 195V196H209ZM225 195H227V197L225 196ZM12 196V197H11ZM20 196V197H19ZM62 198H61V197ZM115 196V197H114ZM113 197L115 198V199H117L116 198V196L117 197H119L118 195H114ZM137 197V199L135 198V197ZM145 196H146V199H145ZM156 196V197H155ZM161 196V197H160ZM165 196V197H164ZM167 196V197H166ZM171 196V197H172ZM212 196V197H211ZM217 196H220V197H218V198H220V200L219 199H217ZM19 197V198H18ZM22 197V200H20V198ZM39 197H41V198H39ZM53 199H52V198ZM59 197V198H58ZM84 197H86V198H88V199H85ZM90 197V198H89ZM102 199V201L100 200V198ZM170 197V198H171ZM195 197V198H194ZM225 197H226V199H225ZM232 197L235 199V197H237L238 198V195H235V196H233L232 195ZM11 198V199H10ZM13 198L15 199H19L18 201H25V203L23 202H20L21 203V205H20V203L18 202V201H16V199L14 200L15 202L14 203H12L13 202ZM99 198V199H98ZM110 198H112V196L110 197ZM140 198V199H139ZM181 198V199H180ZM185 198V199H184ZM198 198V199H197ZM210 198V199H209ZM236 198V199H237ZM36 200L35 201V203L37 202V201H39V202H37L38 204H33L34 203V200ZM42 201V203H40L41 201ZM51 199V200H50ZM60 200V201H56V200ZM61 199H62V201H61ZM64 199L65 200H67L66 202H67V204H66V202L64 201ZM71 199V200H70ZM84 199L85 200H89L88 202H91V200H92V202L95 204V205H92V206H94V208L92 207V208H90L91 206V204H92V202H91V204L90 203H86L87 201H84ZM134 199H135V201L136 202H134ZM192 199V200H191ZM214 199V201H212V202H210L211 200H213ZM222 199V200H221ZM233 199V200H234ZM31 200H33V202H32V204H31ZM46 200V201H45ZM53 200H54V202H53ZM81 200V201H80ZM111 201H113L112 199H110ZM127 200V201H126ZM137 200H139V204L141 203V205H139V204H137ZM191 200V201H190ZM200 200H202V201H200ZM209 200V201H208ZM12 201V202H11ZM27 201V202H26ZM56 201V202H55ZM63 201H64V203H63ZM80 201V202H79ZM83 201H84V203H83ZM95 201V202H94ZM101 201V202H100ZM159 201V202H158ZM192 203V202H194L192 205L189 203ZM220 201V202H219ZM222 201V202H221ZM10 202V203H9ZM98 204H97V203ZM134 202V203H133ZM146 202V203H145ZM174 202V203H173ZM19 203V204H18ZM30 203V204H29ZM44 203H46V205L44 204ZM54 203H57V204H55L57 207L60 205V207L58 208V209H60V212H61V214H60V212L58 211V210H55V205H52L51 207L53 208H51L52 210H50V208H48L47 206L48 205H50V204H54ZM62 205H61V204ZM133 203V205H131ZM148 203V204H147ZM161 203V204H160ZM178 203V204H177ZM182 203V204H181ZM213 203V204H212ZM221 203V204H220ZM11 204V205H10ZM15 204H17V205H19V206H14ZM28 204V205H27ZM80 204H82V205H80ZM83 204H86L85 205V207H84V205ZM87 204H90V205H87ZM137 204V205H136ZM175 204V205H174ZM195 204H199L198 206H196ZM262 206H263V204L262 203H260ZM259 203L257 204V205H259V206H261ZM25 205H27L26 207L27 208H24L26 211H24V209L23 208H20V206H25ZM35 205H39V206H35ZM64 205H66V208H65V206ZM80 205V206H79ZM96 205H98V206H96ZM100 205V206H99ZM115 205H116V208H114L115 207ZM137 207H136V206ZM144 205V206H143ZM216 205V206H215ZM220 205V206H219ZM28 206H29V208H28ZM33 206V207H32ZM41 206V207H40ZM54 206V207H53ZM61 206H62V208L63 209H65L63 212H62V208H61ZM73 208H72V207ZM84 207L82 210H83V212H84V209H85V212H87L86 210H89L88 211V216H90V214H92L91 215V217L89 218L88 216H86V215H84L83 216V214L80 216V214L82 213L81 211V209L80 208H82V207ZM89 206V207H88ZM102 206V207H101ZM107 206V205H106ZM124 206H126V207H124ZM133 207V208H130V207ZM143 206V207H142ZM169 206V207H168ZM183 206V207H182ZM195 206V208H193ZM219 206V207H218ZM255 207V209H254V211H253V213H255V211L256 210H258L260 207ZM10 207V208H9ZM31 207V208H30ZM35 207H36V209L38 208V207H40L41 209H44V210H42V211H44V212H40V208H39V212L37 211V210H35ZM57 207H56V209H57ZM71 207V208H70ZM80 207V208H79ZM87 207H88V209H87ZM96 207H98V213H97V209H96ZM141 207V208H140ZM161 207H163V208H161ZM168 207V208H167ZM175 207V208H174ZM212 207V208H211ZM17 208H19L18 210H17ZM34 208V209H33ZM68 208V209H67ZM70 208V209H69ZM157 208V209H156ZM158 208L160 209V210H158ZM170 208V209H169ZM174 208V209H173ZM198 208V209H197ZM214 208V209H213ZM219 208H220V210H219ZM4 209V210H3ZM11 209V210H10ZM33 209V210H32ZM62 209V210H61ZM93 209H95V211L93 210ZM163 209V210H162ZM169 211H168V210ZM172 209V210H171ZM191 209H193V210H191ZM197 209V210H196ZM204 209V210H203ZM213 209V210H212ZM225 209V210H224ZM28 210H30V211H28ZM32 210V211H31ZM55 212H54V211ZM71 210H72V213H71ZM77 210V211H76ZM91 210H93V211H91ZM158 210V211H157ZM167 210V211H166ZM171 210V211H170ZM176 212H175V211ZM178 210V211H177ZM195 210V211H194ZM17 211V212H16ZM28 211V212H27ZM49 211H51V212H49ZM58 211V212H57ZM73 211H74V215H73ZM78 211H79V213H78ZM91 211V212H90ZM153 211V213H151ZM164 212V214L162 215V213ZM173 211V212H172ZM193 211H194V215H192L193 214ZM8 212H9V214H8ZM22 212H23V215H22ZM30 212H32V213H30ZM38 212V213H37ZM47 212H48V214H47ZM53 212V213H52ZM56 212H57V214H56ZM76 212V213H75ZM81 212V213H80ZM84 212V214H86ZM198 212V213H197ZM27 213H29V215L27 214ZM41 213H42V215H41ZM44 213H46V215L44 214ZM55 213V214H54ZM59 213V214H58ZM65 215H64V214ZM68 213V214H67ZM78 213V214H77ZM159 213V215H157ZM169 213V214H168ZM204 213V214H203ZM224 213V214H223ZM16 214V215H15ZM34 214H36V215H34ZM44 214V215H43ZM95 214V215H94ZM123 214V215H122ZM174 214V215H173ZM183 214V215H182ZM31 215H33V216H31ZM54 215H56V216H54ZM70 215V216H69ZM73 215V216H72ZM76 215V217H74ZM77 215H79V217L77 216ZM100 215V216H99ZM147 215V216H146ZM176 215V216H175ZM186 215H188V216H186ZM39 216V217H38ZM44 218H43V217ZM46 216V217H45ZM57 216H61L60 218L59 217H57ZM64 216H67L66 218L64 217ZM68 216H69V218H68ZM93 216V217H92ZM102 216V217H101ZM157 216H159V217H157ZM168 218H166V217ZM180 216V217H179ZM203 216V217H202ZM18 217H20L19 219H18ZM29 217H31V220L32 221H30L29 219ZM36 217V218H35ZM64 217V218H63ZM82 217V219H80ZM106 217V218H105ZM128 217V218H127ZM162 219H161V218ZM164 217V218H163ZM176 217H178L179 219L177 220L176 219ZM186 217H188L187 219H186ZM194 217V218H193ZM15 218V219H14ZM27 218H29V219H27ZM72 218V219H71ZM78 220H77V219ZM86 218V219H85ZM88 218V219H87ZM105 218V219H104ZM135 218V219H134ZM153 218H155V219H153ZM156 218H157V220H156ZM165 218H166V221H164L165 220ZM173 218H175L174 219V222H173ZM190 218V219H189ZM14 219V220H13ZM36 219V220H35ZM44 219V220H43ZM76 219V220H75ZM83 219H85V220H83ZM90 219V220H89ZM112 219V220H111ZM119 219H121V220H119ZM127 221H126V220ZM128 219H130V221L128 220ZM147 219V220H146ZM149 219V220H148ZM164 219V220H163ZM203 219V220H202ZM20 220V222H18V221ZM25 220H26V222H25ZM98 220V221H97ZM118 220V221H117ZM163 220V221H162ZM172 220V221H171ZM189 220H191V221H189ZM7 221V222H6ZM22 221V222H21ZM50 221V222H49ZM53 221V222H52ZM124 221V222H123ZM137 221V222H136ZM147 221H149V222H147ZM153 221V222H152ZM158 221H160V223L158 222ZM112 222V223H111ZM122 222V224H123V227L121 226V223ZM125 222H126V224H125ZM145 222H147L146 224H145ZM159 224V226H158V228L157 229H162V231H160V233L157 235L156 233H153V234H151V231H155V230H152L151 229V227L152 226H154V224H157V223ZM169 222V224H167ZM181 222V223H180ZM191 222H193V223H191ZM212 222H213V224H212ZM20 223V224H19ZM127 223H128V225H130V226H132V224H133V228L135 227L136 229H135V231H133L132 232V234L131 233H129V235H128V233L127 234H125V233H123V234H121L120 233V231H119V229H122V228H124L125 226H127ZM149 223V224H148ZM176 225H175V224ZM199 223V224H198ZM221 223V224H220ZM110 224V225H109ZM118 224V225H117ZM124 224H125V226H124ZM141 224V225H140ZM212 224V225H211ZM217 224V225H216ZM254 225H252V226H255V225H257V226H255V227H258V224H257V222L256 223H253ZM106 225V226H105ZM143 225V226H142ZM145 225V226H144ZM167 225V226H166ZM173 225V226H172ZM181 227H180V226ZM191 225V226H190ZM212 227L213 226V228H211L210 226ZM216 225V226H215ZM221 225V226H220ZM47 226V227H46ZM104 226V227H103ZM148 226V227H147ZM193 226V227H192ZM219 226V227H218ZM52 227V228H51ZM100 227V228H99ZM106 227V229H104ZM110 227V228H109ZM112 227V228H111ZM138 227V228H137ZM142 227H144V229L146 228L147 230H146V232L148 231V229H149V234H148V232L147 233H145V231H144V229L142 228ZM169 227H171V228H169ZM175 227V228H174ZM179 227L180 228H182V230L181 229H179ZM38 228H39V230H38ZM103 228V229H102ZM142 229V230H138V229ZM166 228V229H165ZM172 228H174V229H177V230H174V229H172ZM194 228H196V229H198V230H195ZM200 228V229H199ZM260 228V227H259ZM35 229V230H34ZM102 229V230H101ZM37 230V231H36ZM49 230H51V232L49 231ZM75 230V231H74ZM105 230V231H104ZM109 230H110V233H109ZM113 230H117L115 233H114V231ZM166 230H167V232H169V238H167L168 237V233L166 232ZM214 230V231H213ZM54 231V232H53ZM73 231V232H72ZM98 231H99V233H98ZM113 231V232H112ZM142 231V232H141ZM171 231V232H170ZM188 231V232H187ZM190 231V232H189ZM196 231L198 232V233H196ZM7 232V233H6ZM20 232V233H19ZM26 232V233H25ZM53 232V233H52ZM105 232V233H104ZM118 232V233H117ZM195 232V233H194ZM11 233V234H10ZM40 233V234H39ZM84 233H85V235L87 236H85L84 235ZM94 233H96V234H94ZM102 233V234H101ZM104 233V234H103ZM135 233H136V235L137 236H135ZM145 233V234H144ZM171 233V234H170ZM176 233L177 235L178 234H180L181 236L184 234H186L185 236H183V237H181L180 235H174V234ZM88 234V235H87ZM101 234V235H100ZM106 234V235H105ZM117 234V235H116ZM139 234V235H138ZM166 235V237H164L165 235ZM189 234V235H188ZM195 234V235H194ZM93 235V236H92ZM98 235H100V236H98ZM105 235V236H104ZM109 235V236H108ZM127 236V238L125 237V236ZM143 235V236H142ZM157 235V236H156ZM164 235V236H163ZM196 235H200V236H202V237H200V236H196ZM4 236V237H3ZM37 236V238L36 239H34L35 237ZM41 238H39V237ZM58 236V237H57ZM81 236H83V238L81 237ZM92 236V237H91ZM108 236V237H107ZM116 236H118V237H116ZM119 236H121L120 237V239H119ZM141 236V237H140ZM155 236H156V238H155ZM161 236H163V237H161ZM74 237V238H73ZM76 237V238H75ZM80 237V238H79ZM86 237V239H84ZM88 237H91V239L90 238H88ZM104 237H106V241L104 240ZM143 237V238H142ZM147 237V238H146ZM149 237V238H148ZM206 239H205V238ZM214 237V238H213ZM26 238V239H25ZM60 238H62V239H60ZM66 238V239H65ZM67 238H68V240H67ZM88 238V239H87ZM123 238L124 239H126L125 241H123ZM130 238V239H129ZM158 238V239H157ZM172 239V242L173 241H176V242H173L174 243V246L175 247H173V243L172 242H169V243H167L168 242V240L167 239ZM176 238H178V240L179 241H177L176 240ZM181 238V239H180ZM182 238H184V239H182ZM197 238V239H196ZM203 238V239H202ZM59 239V240H58ZM74 239V240H73ZM93 239V240H92ZM113 239V241H111ZM115 239V240H114ZM129 241H128V240ZM149 239V240H148ZM164 239H166L167 240V242H164L166 245V247L163 245L164 243H163V240ZM195 239V240H194ZM26 240V241H25ZM29 240V241H28ZM67 242H66V241ZM80 240H83L82 242L80 241ZM87 240V241H86ZM89 240H90V242H89ZM118 240H119V242L121 243H119L118 242ZM122 240V241H121ZM146 240V241H145ZM157 242H156V241ZM166 240H164V241H166ZM194 240V241H193ZM200 240V241H199ZM201 240L203 241V242H201ZM208 240V241H207ZM25 241V242H24ZM35 241V242H34ZM38 241V242H37ZM44 241V242H43ZM58 241V242H57ZM63 241V242H62ZM91 241H93L92 243H91ZM95 241V242H94ZM105 242V243H107V245L105 244V243H103V242ZM182 241V242H181ZM205 241V242H204ZM248 241H250V242H248ZM252 241V242H251ZM26 242H28V243H26ZM34 242V243H33ZM63 244H61V243ZM87 242H88V244H90V245H88L87 244ZM99 242L101 243V244H103V245H101V244H99ZM130 242V243H129ZM147 242V243H146ZM154 242V243H153ZM159 242H161V244L159 243ZM179 242V243H178ZM182 244H181V243ZM188 242V243H187ZM196 242V243H195ZM201 242V243H200ZM210 242V243H209ZM248 242V243H247ZM29 243H31V244H29ZM41 243V244H40ZM45 243V244H44ZM113 243H114V245H116V246H114L113 245ZM117 243V244H116ZM118 243H119V245L120 246H117L118 245ZM127 243V244H126ZM156 243H158V244H156ZM178 243V244H177ZM187 243V245H185V244ZM218 243V244H217ZM220 243V244H219ZM224 243V244H223ZM241 243H243V244H241ZM255 243V244H254ZM27 246H25V245ZM33 244H35V246L33 245ZM92 244V245H91ZM134 244V245H133ZM149 244V245H148ZM171 244V245H170ZM175 244H177V245H175ZM188 244H190V245H188ZM198 246L197 247V249H196V246ZM199 244V245H198ZM204 244V245H203ZM205 244H206V248H205ZM19 245H21V246H19ZM29 245V246H28ZM30 245H33L34 247H30ZM38 245V246H37ZM44 245V246H43ZM77 245V246H76ZM105 245V246H104ZM152 246V248H151V246ZM184 245V246H183ZM213 245V246H212ZM214 245H216V246H214ZM235 245V246H234ZM37 246V247H36ZM46 246V247H45ZM131 246H134L135 248H131ZM144 246H145V248H144ZM158 246V247H157ZM172 246V247H171ZM178 246V247H177ZM183 246V247H182ZM188 246V247H187ZM190 246V247H189ZM191 246H192V248H191ZM194 246H195V248H194ZM218 246V247H217ZM222 246V247H221ZM234 246V247H233ZM30 247V248H29ZM51 247V248H50ZM105 247V248H104ZM111 248V249H109V248ZM116 247V248H115ZM122 247V248H121ZM123 247H124V250H123ZM140 247V248H139ZM157 247V248H156ZM169 247V248H168ZM215 247H217V248H215ZM220 247V248H219ZM92 248V249H91ZM104 248V249H103ZM107 248V249H106ZM118 248V249H117ZM128 248V249H127ZM130 248V249H129ZM154 248V249H153ZM156 248V249H155ZM174 248H176V249H174ZM178 248V249H177ZM184 248H186L185 249V251H184ZM189 248H190V250H189ZM201 248H202V250H201ZM243 248H244V250H243ZM248 248V249H247ZM26 249V250H25ZM28 249H29V251H28ZM82 249V250H81ZM86 249V250H85ZM97 249V250H96ZM99 249H100V251H99ZM115 249V250H114ZM127 249V250H126ZM132 249V250H131ZM189 251H188V250ZM192 249V250H191ZM196 249V250H195ZM213 249V250H212ZM224 249V250H223ZM255 251H254V250ZM259 249V250H258ZM11 250V251H10ZM14 250V251H13ZM30 250H33V252H34V254H35V256L33 255V252L31 251L30 252ZM42 250V251H41ZM108 250V251H107ZM126 250V251H125ZM129 250V251H128ZM153 250V252L152 253H150L151 251ZM154 250H156L157 251V253L158 254H156L157 256H156V258H155V253H156V251H155V253H154ZM168 250V251H167ZM172 250V251H171ZM174 250H175V252H174ZM190 253V252H192V253H190V254H192V255H190L189 253H187V251ZM194 250V251H193ZM199 250V251H198ZM217 250V251H216ZM226 250V251H225ZM258 250V252H256ZM10 251V252H9ZM42 252V254H41V252ZM102 251V252H101ZM113 251V252H112ZM114 251H115V253H114ZM165 251V252H164ZM198 251V252H197ZM200 251H202L201 253H200ZM222 251H224V252H222ZM234 251H235V253H234ZM238 251H240V252H238ZM245 251V252H244ZM252 251H254L253 253H252ZM54 252H56V253H54ZM99 252V253H98ZM105 252V254H106V256L105 255H103V253ZM117 252V253H116ZM120 252V253H119ZM129 254H128V253ZM147 252V253H146ZM160 252V253H159ZM163 252V253H162ZM169 252H170V254H169ZM193 252H194V254H193ZM212 252V253H211ZM215 252H219L218 254L217 253H215ZM230 252V253H229ZM231 252H232V254H231ZM243 252V253H242ZM252 256H254V258L255 259H252V258H249V257H246V258H244V256H246V255H248V253ZM25 253V254H24ZM111 253V254H110ZM136 253V254H135ZM154 253V254H153ZM183 253V254H182ZM198 253V254H197ZM215 253V254H214ZM238 253V254H237ZM26 254H29V255H26ZM86 254V255H85ZM115 254V255H114ZM123 254V255H122ZM126 256H125V255ZM133 254V255H132ZM147 254V255H146ZM163 254V255H162ZM169 254V255H168ZM173 254H174V256H173ZM197 254V255H196ZM217 254V255H216ZM233 254H234V256H233ZM24 255V256H23ZM33 255V256H32ZM42 255H44V256H42ZM77 255H78V257H77ZM109 255V256H108ZM111 255V256H110ZM116 255H118V256H116ZM121 255V256H120ZM139 255V256H138ZM168 255V256H167ZM181 255H185V256H181ZM189 255V256H188ZM200 255V256H199ZM216 255V256H215ZM220 257H219V256ZM23 256V257H22ZM28 256V257H27ZM33 258H32V257ZM74 256V257H73ZM75 256H76V258H75ZM91 256V257H90ZM101 256V257H100ZM105 256V257H104ZM113 256V257H112ZM115 256V257H114ZM143 256V257H142ZM149 256V257H148ZM168 258H167V257ZM178 256V257H177ZM27 257V258H26ZM45 257H46V259H45ZM86 257H88V258H86ZM98 257H99V259L100 260H98ZM151 257H153L152 258V261L154 262H152L151 261ZM165 257V258H164ZM189 257V258H188ZM191 257H193V258H191ZM202 260H200L199 258ZM204 257V258H203ZM213 257V258H212ZM222 257V258H221ZM24 258H26V259H24ZM75 258V259H74ZM105 258V259H104ZM164 258V259H163ZM177 260H176V259ZM183 258H184V260H183ZM191 258V259H190ZM196 258V259H195ZM203 258V259H202ZM241 258V259H240ZM48 259L50 260L49 262H48ZM57 259V260H56ZM117 259V260H116ZM169 259V260H168ZM174 259V260H173ZM186 259V260H185ZM195 259V260H194ZM244 259V260H243ZM245 259H247V260H245ZM249 259V260H248ZM252 261H251V260ZM18 260V261H17ZM36 260V261H35ZM93 260V261H92ZM98 260V261H97ZM104 260V261H103ZM126 260V261H125ZM167 260V261H166ZM179 260H181V261H179ZM193 260V261H192ZM199 260V261H198ZM211 260V263H209V261ZM212 260H214V262H212ZM254 260V261H253ZM258 260V261H257ZM45 261V262H44ZM57 263H56V262ZM96 261V262H95ZM102 261V262H101ZM107 261V262H106ZM170 261V262H169ZM178 261V262H177ZM186 261H188V262H186ZM190 261V262H189ZM228 261V262H227ZM255 261H257V262H255ZM38 262V263H37ZM106 262V263H105ZM114 262V263H113ZM137 262V263H136ZM180 262V263H179ZM194 262V263H193ZM226 262V263H225ZM252 262V263H251Z\"/></svg>", "mask_w": 264, "mask_h": 264}, {"label": "bare ground", "instance_id": "bare-ground-1", "mask_svg": "<svg viewBox=\"0 0 264 264\" xmlns=\"http://www.w3.org/2000/svg\"><path fill=\"white\" fill-rule=\"evenodd\" d=\"M10 1V0H9ZM17 1V0H16ZM15 1V2H16ZM34 1H37V0H19V2H18V4H16V5H10L9 3H7L5 0H0V24H2L3 23V20L2 19H5V18H2V17H4V16H6V15H4V13H5V11H7V12H11L12 10V12H14V13H21V14H26V13H29V14H32V15H34V16H38L39 17V15L40 16H42V18L43 19H45V18H50V17H52V18H55V19H58V20H60V21H63V22H65V24H66V26H68L69 28H76L75 27V25H73L72 23H74L75 22V19H74V21L72 22V23H70V20L68 19V18H70L71 19V16L70 17H67V15L65 16L64 14H66L67 13V4L64 2V3H62V4H56V6H51V4L50 3H48V1L46 2V1H41V2H39V5H35L34 3ZM39 1V0H38ZM79 1V0H78ZM80 1H82V0H80ZM85 1V0H84ZM96 1V0H95ZM101 1V0H100ZM105 1V0H104ZM110 1V0H109ZM117 2L119 1L121 4H124L125 3V1H127V0H116ZM129 1V0H128ZM127 1V2H128ZM132 1V0H131ZM133 1H136V0H133ZM132 1V2H133ZM154 1V0H153ZM158 1V0H157ZM160 1V3L163 1H161V0H159ZM166 1H168V0H166ZM181 1V0H180ZM190 2H191V4L186 0L185 2H188V4H190L191 5V9H190V6L189 7H187V9H186V11H190L191 12V15L189 14V16H191V18H189V19H191V38L193 37H195L194 39H195V41H197V42H195V43H192L191 44V51H187V52H183V50H182V47L181 48H179L178 50H179V55H177L178 53H176V56H178V58H180L181 60H183V63L185 62V61H187V62H189L188 60L190 59L191 61H190V63H192V64H190V66H189V68H186L187 66V64L185 65V64H183V66H185V68L186 69H184L185 70V73L187 74V76L188 75H190V77H191V79L189 78V76L187 77L186 76V74H184V73H181L182 75L184 74V76H183V79L186 77L187 79H190V80H192V81H195V82H197V81H200V82H203V83H205L206 82V80H209L210 81V78L211 79H213V81H214V83H212V84H214V87H213V89H211L210 87H208L209 88V91H205V92H203L202 93V95L203 96H201V94L198 96V95H196V94H193V93H191L190 95L192 96L191 97V100H189L190 98H188V102L190 103V101H191V107L192 108H195V109H197V110H199V111H201L202 112V114H207V115H209L210 116V114H215V115H217V113H222L221 115H225V117H226V115H230V114H232V115H234L235 114V116H232V117H234V118H231V115L230 116H228V117H230V119L229 120H226L225 119V117L223 118V120H222V124H226V128L227 129H234V130H236V131H238V130H240L241 129V127H242V125L245 123V122H247L250 118L252 119L253 118V116H254V113L256 112V111H259V109H260V107H261V109H260V113H261V115L262 116H264V111H261L262 110V108H263V110H264V90L262 89V91L263 92H260V89H258L257 87H259V86H261V84H263L264 85V65L263 66H258L259 65V63L260 62H263L264 61V0H189ZM14 1H12L11 3H13ZM50 2V1H49ZM59 2H62V1H59ZM83 2V1H82ZM82 2H80V3H82ZM90 2H92V1H90ZM98 2V1H97ZM102 2V1H101ZM111 2H112V0H111ZM118 2V3H119ZM155 2V1H154ZM170 2L171 1H169V4H170ZM58 3V2H57ZM80 3H79V5H80ZM103 3H106V2H103ZM129 3V2H128ZM134 3V2H133ZM152 3V2H151ZM164 3H168V2H163V4L161 3L160 5H161V7H162V5H163V7L166 5V4H164ZM176 3V2H175ZM175 3H173V2H171V4H175ZM181 3V2H180ZM15 4V3H14ZM50 4V5H49ZM55 4V3H54ZM70 4V3H69ZM73 4V3H72ZM86 4V3H85ZM90 4V3H89ZM89 4H87V5H89ZM177 4V3H176ZM185 4V3H184ZM34 5V6H33ZM71 5V4H70ZM78 5V4H77ZM105 5V4H104ZM150 5V4H149ZM153 5V4H152ZM158 3H156V7H157V9H159L160 8V6L158 5ZM180 5V4H179ZM181 5H182V3H181ZM90 6H93V3L92 4H90ZM89 6V8H91ZM94 6H96V5H94ZM98 6L99 5H97L96 7L98 8ZM103 6V5H102ZM117 6V5H116ZM120 7H122L123 8V5H119ZM119 6H118V9H119ZM126 6H127V4H126ZM129 6V5H128ZM127 6V7H128ZM169 5H166V7L165 8H167ZM178 6V5H177ZM177 6H175V7H177ZM67 7V8H66ZM75 7V6H74ZM82 7V6H81ZM86 7V6H85ZM85 7H84V4H83V9L84 10H82L83 12H84V14H85V16H86V14H87V10H85ZM95 7V8H96ZM108 7V6H107ZM106 7V8H107ZM170 7V6H169ZM173 7V6H172ZM66 8V9H65ZM72 8V7H71ZM78 8V7H77ZM87 8V7H86ZM100 8V7H99ZM98 8V9H99ZM103 8V7H102ZM105 8V7H104ZM109 8V7H108ZM130 8V7H129ZM128 8V9H129ZM147 8V7H146ZM150 8H151V6H150ZM179 8V7H178ZM180 8H181V10H182V12H183V7H181L180 6ZM92 9V8H91ZM112 9H113V6H112ZM111 9V10H112ZM117 9V8H116ZM121 9V8H120ZM128 9H126V11H128ZM152 9V8H151ZM153 9H154V7H153ZM184 9V10H185ZM190 9V10H189ZM81 10V9H80ZM94 10H96V9H94ZM115 10V9H114ZM114 10H112L113 12L112 13H115L114 12ZM146 9H144L143 11H145ZM160 10V9H159ZM159 10L158 11H156V12H158L157 14H158V16L160 15V13H159ZM167 10H169V8L167 9ZM175 10V9H174ZM64 11H66V13L64 12ZM78 11V10H77ZM88 11H90V9H88ZM106 11V10H105ZM115 11H117L116 12V14L117 13H119L118 12V10H115ZM152 11V10H151ZM151 11H150V14L151 15H153V16H147V17H149V18H147V19H150V20H152V19H154V14H152L151 13ZM164 11V10H163ZM171 11V10H170ZM97 12H99V11H97ZM100 12H102V11H100ZM124 12H125V10H124ZM153 12V11H152ZM166 12V11H165ZM175 12H177L178 13V11H175ZM13 13V14H14ZM70 13H71V11H70ZM69 13V14H70ZM74 13V12H73ZM72 13V14H73ZM78 13V12H77ZM82 13V12H81ZM90 13V12H89ZM110 13H111V11H110ZM120 13H121V10H120ZM120 13L118 14V15H120ZM139 13V12H138ZM140 13H142V11H140ZM139 13V15H141ZM168 13V12H167ZM176 13V14H177ZM180 13V12H179ZM9 14V13H8ZM12 14V13H11ZM10 14V15H11ZM68 14V13H67ZM92 14V13H91ZM90 14V15H91ZM102 14V13H101ZM126 14V13H125ZM144 14H146V13H144ZM143 13H142V15H144ZM149 14V13H148ZM169 14V13H168ZM175 14V13H174ZM186 14V13H185ZM187 14V15H188ZM78 15V14H77ZM80 15V14H79ZM81 15H83V14H81ZM92 15H94V14H92ZM122 15V14H121ZM127 15V14H126ZM166 15V14H165ZM173 15V14H172ZM182 15V14H181ZM186 15V16H187ZM9 16V15H8ZM13 16V15H12ZM12 16H10V17H6L8 20H9V18H11ZM28 16V15H27ZM26 16V17H27ZM74 16V15H73ZM108 16H110V14L108 15ZM125 16V15H124ZM174 16V15H173ZM177 16V15H176ZM14 17V16H13ZM18 17V16H17ZM26 17H24V16H22V18H24V20H25V18ZM76 17V16H75ZM89 17V16H88ZM96 17V16H95ZM113 16H111V18H112ZM116 17V16H115ZM114 17V18H115ZM144 18H145V15L143 16ZM169 17V16H168ZM167 17V18H168ZM179 17V16H178ZM177 17V18H178ZM181 17V19H182V16H180ZM185 17V16H184ZM35 18V17H34ZM37 18V17H36ZM77 18V17H76ZM84 18H86L87 19V17H84ZM113 18V19H114ZM138 18V17H137ZM145 18V19H146ZM156 18V17H155ZM159 18H161L160 16H159ZM162 18H163V15H162ZM165 18V17H164ZM170 18H172V17H170ZM176 18V17H175ZM186 18V17H185ZM16 19V18H15ZM28 19H30L29 17H28ZM27 19V20H28ZM40 19V18H39ZM51 19V18H50ZM85 19V20H86ZM89 19V18H88ZM91 19H92V17H91ZM116 19V18H115ZM181 19H180V21H181ZM14 20V19H13ZM19 20H21L22 21V19H19ZM23 20V21H24ZM41 20V19H40ZM39 20V21H40ZM52 20H54V19H52ZM51 20V21H52ZM73 20V19H72ZM84 20V19H83ZM138 20V19H137ZM144 20V19H143ZM143 20H142V22H143ZM155 20V19H154ZM158 20H160L161 21V23H162V21H164V20H161V19H158ZM166 20H168V19H166ZM172 20V19H171ZM186 21H187V19H185ZM16 21H17V19H16ZM35 21H37V20H35ZM41 21H43V20H41ZM92 21V20H91ZM116 21H118V19H116ZM139 22H140V19L138 20ZM146 21V20H145ZM149 21V20H148ZM170 21V20H169ZM185 21V22H186ZM8 22V21H7ZM12 22V21H11ZM11 22H10V24H11ZM15 21H13V23H14ZM18 22H20V21H18ZM26 22V21H25ZM28 22V21H27ZM30 22V21H29ZM31 22H32V19H31ZM30 22V23H31ZM34 22V21H33ZM45 22V21H44ZM46 22H48V21H46ZM57 22V21H56ZM59 22V21H58ZM78 22V21H77ZM77 22L76 23H74V24H77ZM80 22H82V21H80ZM87 22V21H86ZM90 22V21H89ZM93 22V21H92ZM97 22V21H96ZM156 22V21H155ZM155 22H151L152 24H153V26H154V23ZM159 22V21H158ZM157 22V23H158ZM167 23H165V24H169L168 23V21H166ZM178 22V21H177ZM6 23V22H5ZM12 23V24H13ZM36 23V22H35ZM38 23V22H37ZM48 23H50V24H55V23H53V22H48ZM79 23V22H78ZM83 23V22H82ZM82 23H80V24H82ZM88 23V22H87ZM91 23V22H90ZM145 23V22H144ZM144 23H143V26H144ZM157 23H155L156 25H159V23L157 24ZM171 23V22H170ZM176 23V22H175ZM174 23V24H175ZM190 23V22H189ZM11 24V25H12ZM21 24V23H20ZM40 24V23H39ZM56 24H59V23H56ZM61 24V23H60ZM79 24V25H80ZM84 24H86V23H84ZM97 24V23H96ZM109 23L107 22V25H108ZM120 24V23H119ZM142 24V23H141ZM146 25H151V24H149V23H147V21H146V23H145ZM180 24V22L178 23V25ZM32 25V24H31ZM49 25V24H48ZM78 25V26H79ZM87 25V24H86ZM106 25V26H107ZM116 25V24H115ZM140 25V24H139ZM137 26V28L139 27L140 28V26ZM171 25H173V23L171 24ZM171 25H169L170 26V28L171 29H173L172 27H171ZM190 25V24H189ZM188 25V26H189ZM2 26V25H1ZM13 26V25H12ZM43 26H45V24L43 25ZM46 26H47V24H46ZM45 26V27H46ZM50 27H52L51 25H49ZM48 26V27H49ZM57 26V25H56ZM77 26V25H76ZM84 26V25H83ZM99 26V25H98ZM109 26H111V25H109ZM134 26V25H133ZM147 26V27H148ZM161 26H164V25H161ZM184 26V25H183ZM40 27V26H39ZM39 27H35V25L32 27V29H39ZM53 27H54V25H53ZM58 27L60 28V26L58 25ZM63 27V26H62ZM61 27V28H62ZM82 27V26H81ZM85 27H87V26H84V29H85ZM96 27V26H95ZM100 27V26H99ZM146 26H144V27H142L143 29L145 28ZM146 27V28H147ZM160 27V26H159ZM19 28V27H18ZM58 28V29H59ZM60 28V29H61ZM66 28V27H65ZM97 28V27H96ZM114 28H115V26H114ZM136 28V29H137ZM146 28L144 29V31H146ZM154 29L156 28L157 29V27H153ZM162 28H164V27H162ZM175 28H177L176 29V31H178V27L176 26ZM174 28V29H175ZM181 27L179 26V29H180ZM189 28V27H188ZM6 29V28H5ZM4 29V30H5ZM27 29V28H26ZM42 29V28H41ZM44 29V28H43ZM64 29V28H63ZM83 29V28H82ZM86 29H89L90 30V28H86ZM94 29V28H93ZM99 29H101V28H99ZM98 29V30H99ZM104 29V28H103ZM108 29H109V27H108ZM112 29V28H111ZM118 29V28H117ZM149 29V28H148ZM148 29H147V31H148ZM164 29H167V26H166V28H164ZM163 29V30H164ZM186 29V28H185ZM11 30V29H10ZM21 30V29H20ZM52 30V29H51ZM53 30H55V29H53ZM65 30V29H64ZM95 30V29H94ZM107 30V29H106ZM140 30H142V29H140ZM152 30V29H151ZM158 30V29H157ZM157 30H155V31H157ZM206 30V31H205ZM8 31V30H7ZM31 31V30H30ZM35 31V30H34ZM41 31V30H40ZM76 31V30H75ZM87 31V30H86ZM92 31V30H91ZM103 31V30H102ZM111 31V30H110ZM114 31V30H113ZM143 31V30H142ZM144 31L143 32H141V33H144ZM174 31V30H173ZM175 31V32H176ZM184 31V30H183ZM182 31V32H183ZM189 31V30H188ZM24 32V31H23ZM29 32V31H28ZM27 32V33H28ZM55 32V31H54ZM89 32V31H88ZM101 32V31H100ZM104 32V31H103ZM112 32V31H111ZM136 32H138L137 30H136ZM158 32H160V29H159V31ZM162 32H164V31H162ZM161 32V33H162ZM44 33V32H43ZM68 33V32H67ZM76 34H77V32H75ZM89 33H91V32H89ZM89 33H87V35H85V36H88V34ZM95 33L98 35V37L99 38H102V37H100V34H98L97 32H96V30H95ZM102 33V32H101ZM119 33V32H118ZM132 33H135V32H132ZM151 33L152 32H149L148 34H150V36H152L151 35ZM169 33H170V31H169ZM180 33V32H179ZM185 33V32H184ZM23 34H25V33H23ZM37 34V33H36ZM52 34V33H51ZM71 34V33H70ZM73 34V33H72ZM71 34V35H72ZM94 34V33H93ZM104 34H106V33H104ZM145 34H146V36H145ZM145 34H144V37H147V33L145 32ZM171 34V33H170ZM173 34V33H172ZM176 34H178L177 32H176ZM180 34H182V33H180ZM188 34H190V32L188 33ZM57 35V34H56ZM63 35V34H62ZM67 35V39H68V41H69V43L70 42H72V37H70L68 34H66ZM77 35H79V34H77ZM83 35V36H84ZM134 35H138L137 33H135ZM140 35H143V34H140L139 33V35L137 36L139 39H141L139 36ZM153 35H155L154 36V38L155 37H157V35L155 34V33H153ZM161 35L162 34H160V37H161ZM164 36H165V38H166V35H165V33L163 34ZM179 35V34H178ZM42 36V35H41ZM107 36V35H106ZM170 36V35H169ZM175 36V35H174ZM177 36V35H176ZM182 36H185L186 37V34H182ZM188 36V35H187ZM78 37V36H77ZM118 37V36H117ZM119 37H121V36H119ZM136 37V36H135ZM171 37V36H170ZM177 37H179V36H177ZM181 37V36H180ZM179 37V38H180ZM197 37V38H196ZM239 37H243L244 39L242 40V38H241V40H237V39H239ZM58 38V37H57ZM61 38V37H60ZM59 38V39H60ZM82 38V37H81ZM85 38V37H84ZM87 38V37H86ZM88 38H90V37H88ZM106 38V37H105ZM138 38H137V40H138ZM149 38V37H148ZM154 38L152 39V40H154ZM173 38V37H172ZM172 38H169L168 39V35H167V39L168 40H170V42H172V41H174ZM183 38V37H182ZM187 38V37H186ZM192 38V39H193ZM79 39H80V36H79ZM79 39H76L77 41L79 40ZM91 39V38H90ZM117 39V38H116ZM121 39H122V37H121ZM143 40H144V38H142ZM157 39V38H156ZM158 39H159V37H158ZM185 39V38H184ZM190 38H188V40H189ZM197 39V40H196ZM49 40V39H48ZM82 40V39H81ZM135 40V39H134ZM147 40V39H146ZM149 40H151V37H150V39ZM148 40V41H149ZM162 41H164L163 39H161ZM161 40H158V41H161ZM179 40H181V39H179ZM179 40H177V41H179ZM57 41V40H56ZM55 41V42H56ZM65 41V40H64ZM88 42V39L87 40H85V41H83L82 40V42ZM114 41H115V39H114ZM118 41H119V39H118ZM145 41V40H144ZM190 41V40H189ZM194 41V40H193ZM24 42H25V40H24ZM58 42H60L59 40H58ZM79 42V41H78ZM90 42V41H89ZM89 42H88V44H89ZM92 42H93V40H92ZM99 42V41H98ZM97 42V44H99ZM137 42V41H136ZM157 42V41H156ZM169 42V41H168ZM169 42V43H170ZM182 42V41H181ZM185 42H186V40H185ZM185 42H183L184 44H186ZM23 43V42H22ZM60 43H62V42H60ZM67 43V42H66ZM95 43V42H94ZM148 43V42H147ZM175 42H173V43H170V45L171 46H173L172 44H174ZM182 43V44H183ZM40 44V43H39ZM63 44V43H62ZM74 44V43H73ZM80 44H81V42H80ZM114 44V43H113ZM144 44V43H143ZM150 44V43H149ZM157 44V43H156ZM155 44V45H156ZM164 44V43H163ZM175 44H179V43H175ZM189 44H190V42H189ZM25 45V44H24ZM65 45V44H64ZM75 45V44H74ZM78 45H79V43H78ZM87 45V44H86ZM90 45V44H89ZM88 45V46H89ZM146 45V44H145ZM160 45V44H159ZM166 45V44H165ZM165 45H161V47L160 48H162L163 46H165ZM167 45H169L168 43H167ZM181 45V44H180ZM179 45V46H180ZM28 46V45H27ZM68 46V45H67ZM81 46V45H80ZM82 46H83V44H82ZM91 46V45H90ZM94 46V45H93ZM113 46V45H112ZM117 47V45H114V47ZM122 46V45H121ZM150 46V45H149ZM170 46V47H171ZM178 46V45H177ZM181 46H185V45H181ZM43 47V46H42ZM45 47V46H44ZM55 47H57V46H55ZM65 47V46H64ZM79 46H77V48H78ZM86 47V46H85ZM95 47V46H94ZM111 47V46H110ZM113 47V48H114ZM136 47H137V45H136ZM158 47V46H157ZM169 47V46H168ZM167 47V48H168ZM168 48V49H171V48H173V47H171V48ZM176 47V46H175ZM174 47V48H175ZM187 47V46H186ZM186 47H185V49H186ZM189 47V46H188ZM29 48V47H28ZM68 48V47H67ZM82 49H83V47H81ZM92 48V47H91ZM121 48V47H120ZM119 48V49H120ZM164 49L163 50V48H162V51H165L164 53L165 54H167V53H169V51H170V53H171V51H174V49L172 50H168V49ZM44 49H46V48H44ZM58 49V48H57ZM70 49V48H69ZM109 49V48H108ZM145 49H147V48H145ZM150 49V48H149ZM153 49V48H152ZM151 49V50H152ZM188 49H190V48H188ZM84 50H85V48H84ZM83 50V51H84ZM87 50V49H86ZM88 50H90V49H88ZM95 50H96V48H95ZM107 50V49H106ZM154 50V49H153ZM152 50V51H153ZM158 50V49H157ZM166 50H168V51H166ZM44 51V50H43ZM60 51V50H59ZM81 51V50H80ZM104 51V50H103ZM118 51V50H117ZM159 51V50H158ZM87 52V51H86ZM94 52H96V51H94ZM102 52V51H101ZM106 52V51H105ZM132 52V51H131ZM130 52V53H131ZM150 52L151 51H148V54H150ZM154 52V51H153ZM175 52H177V51H175ZM40 53V52H39ZM48 53V52H47ZM50 53V52H49ZM66 53V52H65ZM93 53V52H92ZM103 53V52H102ZM111 53V52H110ZM147 53V52H146ZM152 53V52H151ZM155 53V52H154ZM156 53H157V51H156ZM156 53H155V56H156ZM174 52H172V54H173ZM61 54H64V53H61ZM87 54V53H86ZM95 54V53H94ZM108 54V53H107ZM164 54V55H165ZM51 55V54H50ZM79 55L81 56V54L79 53ZM85 55V54H84ZM105 55H106V53H105ZM104 55V56H105ZM140 55H143V54H140ZM154 55V54H153ZM158 55V54H157ZM171 55V54H170ZM169 54H167V57L168 56H170ZM82 56H83V54H82ZM88 56V55H87ZM103 55L102 56H98V55H94V56H91L92 58H91V60H96V62H97V60H100L101 61V59L104 57ZM122 56H123V54H122ZM144 56V55H143ZM173 56H175V54L173 55ZM173 56L171 55L170 57L172 58H170V59H165V57H166V55H165V57H164V59H163V57L161 58V60H160V62L159 63H161V61L165 64V62L163 61V60H165L166 62L168 61V62H173ZM50 57V56H49ZM54 57V56H53ZM56 57H58V55L56 56ZM109 57V56H108ZM158 57V56H157ZM166 57V58H167ZM2 58V57H1ZM63 58V57H62ZM114 58V57H113ZM113 58H112V60H113ZM134 59L136 58V56L135 57H133ZM169 58V57H168ZM175 58V57H174ZM178 58H175V59H177V60H179ZM64 59V58H63ZM125 59V58H124ZM127 59V58H126ZM145 59V58H144ZM150 59L152 60L153 59V63H155V61H156V59L154 58V56L152 57H150ZM158 59H160L159 57H158ZM175 59H174V64L173 65H175L176 63H175ZM258 59V60H257ZM2 60V59H1ZM133 60V59H132ZM132 60H131V62H132ZM138 59L136 58V60H134V61H137ZM169 60H172V61H169ZM176 60V61H177ZM263 60V61H262ZM107 61V60H106ZM109 61H111V60H109ZM127 61H129L128 59H127ZM140 61V60H139ZM143 61V60H142ZM141 61V62H142ZM147 61V60H146ZM144 62V63H149V62ZM158 61V60H157ZM92 62V61H91ZM103 62V61H102ZM118 62V61H117ZM130 62V63H131ZM167 62V63H168ZM180 63H181V61H179ZM177 63L178 65L180 64V63ZM98 63V62H97ZM99 63H101V62H99ZM109 63V62H108ZM129 63V64H130ZM139 63V62H138ZM150 63H152V62H150ZM163 63H161V64H163ZM257 63H258V65H257ZM264 63V62H263ZM106 64L107 63H105V66H106ZM134 64H135V62H134ZM134 64H131V65H133V67H134ZM137 64V63H136ZM261 64V63H260ZM104 65V64H103ZM124 65V64H123ZM126 65V64H125ZM142 65V64H141ZM140 65V66H141ZM189 65V64H188ZM6 66V65H5ZM56 66V65H55ZM129 66V65H128ZM136 66V65H135ZM144 66H145V64H144ZM143 66V67H144ZM155 66V65H154ZM158 66V65H157ZM168 66H169V63H168ZM60 67V66H59ZM62 67V66H61ZM127 67V66H126ZM132 67V68H133ZM151 67H153V66H151ZM151 67H149V66H147V67H145L144 69L145 70H149V69H153V68H151ZM162 67V66H161ZM165 67V66H164ZM163 67V68H164ZM170 67H171V65H170ZM177 67V66H176ZM181 65H179V67L178 68H180L181 69ZM191 67V68H190ZM256 67V68H255ZM115 68V67H114ZM121 68V67H120ZM128 68V67H127ZM135 68V67H134ZM183 68L184 67H182V70H183ZM243 68H247L248 69V71L246 72V71H243V72H245L246 74L242 77V79H245V81H246V79L248 80V83H246V84H241V83H239V85L236 87L235 86V88H238V89H240V88H242V90L243 89H245L244 91V95H245V97L243 96V97H240L241 99H243V100H240V99H238V98H236V99H238V100H234V98H233V100H234V102H233V100L232 101H229L228 100V97H225V98H223V96H222V94H221V92H224L225 91V88L226 87H228V89H232V87L234 86V83H236V81H234L235 80V78H236V75H237V72H238V70H241V69H243ZM115 69H117V67L115 68ZM119 69V68H118ZM124 69V68H123ZM129 69H130V67H129ZM165 69V68H164ZM168 69H169V67H168ZM173 68H171V70H172ZM210 69H215V70H213V71H210ZM250 69V70H249ZM8 70V69H7ZM48 70V69H47ZM49 70H51V69H49ZM54 70V69H53ZM57 69H55V71H56ZM67 70V69H66ZM65 70V71H66ZM103 70V69H102ZM140 70V69H139ZM166 70V71H165ZM164 70V72H160V71H156V77L157 78H164V80L166 81V82H164V83H166V86H162V81H161V86L162 87H160V86H158L159 88H157L156 90H153V89H151V88H149V89H151L152 90V94L150 95V100L152 101V108H151V111L153 110V108L154 109H159V112H161V111H163L162 109H170V110H172L173 111V108L172 107H174V104L172 103V101L177 97V94L175 93V92H173L171 89L172 88H175V87H172V86H174V81H175V79H174V74L172 73V71L169 69V70H167V69H165ZM174 70H175V67H174ZM177 70V69H176ZM175 70V71H176ZM9 71V70H8ZM52 71V70H51ZM54 71V72H55ZM59 71H61V72H63V69L62 70H59ZM118 71V70H117ZM128 71V70H127ZM130 71H134V70H130ZM150 71V70H149ZM154 71V70H153ZM162 71V70H161ZM242 71V70H241ZM240 71V72H241ZM45 72H47V71H45ZM45 72H43V73H45ZM49 72V71H48ZM99 72V71H98ZM112 72V71H111ZM118 72H120V71H118ZM122 72V71H121ZM123 72H125V71H123ZM152 72V71H151ZM181 72H184V71H181ZM242 72V73H243ZM51 73V72H50ZM66 73H67V71H66ZM134 72H132V74H133ZM180 73V72H179ZM48 74V73H47ZM68 74H70V73H68ZM106 74H107V71H106ZM119 74H121V73H119ZM119 74L117 75V76H119ZM131 74V73H130ZM131 74V75H132ZM136 74V73H135ZM152 74V73H151ZM154 73H153V75H155ZM241 74V73H240ZM8 75V74H7ZM46 75V74H45ZM109 75V74H108ZM122 75V74H121ZM124 75V74H123ZM127 75H129V74H127ZM42 76V75H41ZM57 76H58V74H57ZM71 76V75H70ZM69 76V77H70ZM75 76V75H74ZM74 76L72 75V77L74 78ZM96 76V74L94 75V77ZM130 76V75H129ZM141 76V75H140ZM213 76H215V77H213ZM238 76V75H237ZM242 76V75H241ZM240 76V77H241ZM45 77H47V75L45 76ZM54 77V76H53ZM60 77V76H59ZM58 77V78H59ZM63 77H65V76H63ZM76 77V76H75ZM97 77V76H96ZM121 77V76H120ZM127 77V76H126ZM137 77V76H136ZM42 78H44V77H42ZM54 78H56V76L54 77ZM105 78V77H104ZM138 78V77H137ZM140 78V77H139ZM193 78H195V80L193 79ZM49 79H51L50 77H49ZM53 79V78H52ZM64 79V78H63ZM115 79V78H114ZM118 79V78H117ZM125 79V78H124ZM131 79V78H130ZM134 79H136L135 77H134ZM179 79V78H178ZM216 81H215V80ZM237 79V78H236ZM239 79V78H238ZM237 79V80H238ZM61 80H62V78H61ZM96 80V79H95ZM94 80V81H95ZM99 80V79H98ZM159 80V79H158ZM240 80V79H239ZM42 81V80H41ZM44 81H45V79H44ZM101 81V80H100ZM99 81V82H100ZM116 82H120V81H117V80H115ZM184 81H185V79H184ZM186 81H188V80H186ZM192 81H188V83L190 84ZM53 82V81H52ZM54 82H55V79H54ZM53 82V85L56 83H54ZM96 82V81H95ZM127 82H128V77H127ZM132 82H134L133 80H132ZM139 82V84L138 85H140V86H145L146 85V83L147 82H140V81H138ZM158 82V81H157ZM176 82H179V81H176ZM183 82V81H182ZM240 82H242V80L240 81ZM97 83V82H96ZM103 83V82H102ZM110 83V82H109ZM135 83V82H134ZM137 83V82H136ZM206 83H209V82H206ZM47 84V83H46ZM57 84V83H56ZM59 84H60V81H59V83H58V85L57 86H59ZM110 84H113V83H110ZM118 84V83H117ZM121 84H122V82H121ZM131 83H129V85H130ZM151 84V83H150ZM180 84V83H179ZM186 84V83H185ZM202 84V83H201ZM100 85V84H99ZM102 85V84H101ZM119 85V84H118ZM154 85V84H153ZM160 85V84H159ZM164 85V84H163ZM190 85H192L191 87H193L194 86V84H193V82L190 84ZM205 85V84H204ZM209 85H211V84H209ZM43 86V85H42ZM95 86V85H94ZM111 86V85H110ZM109 86V89H111V87ZM123 86V85H122ZM198 86V88H199V85H196V87ZM201 86H203V85H201ZM212 86V85H211ZM27 87V86H26ZM32 87V86H31ZM53 87V86H52ZM101 87H103V86H101ZM105 87V86H104ZM126 87V86H125ZM149 87V86H148ZM155 88H156V86H154ZM153 87V88H154ZM188 87H190L189 85H188ZM196 87H193V88H196ZM264 87V86H263ZM1 88H3V87H1ZM40 88V87H39ZM46 88H48V87H46ZM51 88V87H50ZM91 88H93V87H91ZM106 88V87H105ZM107 88H108V85H107ZM112 88H114V87H112ZM132 88H133V86H132ZM142 88V87H141ZM147 88V87H146ZM145 88V89H146ZM154 88V89H155ZM203 88H205V87H203ZM94 89V88H93ZM103 89V88H102ZM122 89V88H121ZM139 89V88H138ZM137 89V90H138ZM190 89H192V88H190ZM211 89V90H210ZM1 90V89H0ZM8 90H10V89H8ZM40 90V89H39ZM47 90H49V89H47ZM54 90H55V88H54ZM57 90V89H56ZM111 90H113V89H111ZM116 90V89H115ZM132 90V89H131ZM175 90H176V88H175ZM206 90H208L207 89V86H206ZM235 90V89H234ZM45 91V90H44ZM62 91H63V89H62ZM97 91V90H96ZM105 91H106V89H105ZM109 91V90H108ZM114 91V90H113ZM128 91H130V90H128ZM134 91V90H133ZM149 92H150V90H148ZM183 91V90H182ZM235 91H240V90H235ZM10 92V91H9ZM14 92V91H13ZM48 92V91H47ZM50 92V91H49ZM102 92V91H101ZM107 92V91H106ZM120 92V91H119ZM184 92V91H183ZM186 92V91H185ZM187 92H188V90H187ZM190 92H193V91H191L190 90ZM189 92V93H190ZM195 92V91H194ZM228 92V91H227ZM226 92V93H227ZM241 92V91H240ZM52 93V92H51ZM113 93V92H112ZM123 93V92H122ZM147 93V92H146ZM151 93V92H150ZM178 93V92H177ZM180 93V92H179ZM230 93V92H229ZM233 93V92H232ZM1 94V93H0ZM4 94V93H3ZM11 94V93H10ZM104 94V93H103ZM105 94H107V93H105ZM104 94V95H105ZM110 94V93H109ZM109 94H107L108 96H109ZM125 94V93H124ZM133 94V93H132ZM135 95H136V93H134ZM2 95V94H1ZM50 95V94H49ZM135 95L133 96V97H135ZM144 95V94H143ZM148 95V94H147ZM148 95V96H149ZM185 95V94H184ZM187 95V94H186ZM185 95V96H186ZM234 93H233V97H234ZM3 96H6V95H3ZM2 96V97H3ZM43 96H44V94H43ZM108 96H105V100H107V101H102L101 102V100L100 99H102V98H98L97 99V101L91 106V109H87V112H86V115H88L89 116V118H90V116H92L91 114H94V113H92L93 111H95L96 109H98L99 107L101 108V109H105V105H106V103H108L109 102V99H108ZM115 96H117V95H115ZM115 96H114V98H115ZM118 96H119V94H118ZM117 96V98H119V97H122V96H119L118 97ZM128 96V95H127ZM129 96H131V95H129ZM128 96V97H129ZM137 96V95H136ZM179 96H182V95H179ZM236 96V95H235ZM9 96L7 95V98H8ZM42 97V96H41ZM103 97V96H102ZM132 97V96H131ZM190 97V96H189ZM193 97H195L194 99H197V103H198V101L200 100V102L198 103V104H194V103H196V102H194V100H193ZM203 97V98H202ZM1 98V97H0ZM61 98V97H60ZM97 98V97H96ZM111 98V97H110ZM130 98V97H129ZM137 98H139V97H137ZM147 98V97H146ZM145 98V99H146ZM174 98V99H173ZM183 98V97H182ZM119 99H121V98H119ZM148 99V98H147ZM146 99V100H147ZM181 99V98H180ZM199 99V100H198ZM87 100V99H86ZM94 100V99H93ZM96 100V99H95ZM136 100H138V99H136ZM150 100H148V102L150 101ZM175 100H177V99H175ZM184 99H182V101H183ZM186 100V99H185ZM4 101H6V99L4 100ZM83 101H84V98H83ZM92 101V100H91ZM118 101V100H117ZM140 101H141V99H140ZM145 101V100H144ZM206 101H211V103H208V102H206ZM2 102V101H1ZM62 102V101H61ZM74 102V101H73ZM72 102V103H73ZM86 102V101H85ZM84 102V103H85ZM93 102V101H92ZM113 102V101H112ZM146 102V101H145ZM171 102V103H170ZM174 102V101H173ZM188 102L186 103V104H188ZM32 103V102H31ZM87 103V102H86ZM88 103H89V101H88ZM114 103H116L117 104V102H113L112 104H114ZM121 102H119V104H120ZM140 103V102H139ZM142 103V102H141ZM178 103V102H177ZM180 103H182V102H180ZM179 103V105H181ZM207 103L209 104V105H207ZM81 104H83V103H81ZM111 104V105H112ZM116 104H114L113 106H115ZM142 104H144V103H142ZM147 104V103H146ZM146 104H145V106H146ZM149 104V103H148ZM75 105V104H74ZM77 105V104H76ZM111 105H110V107H111ZM176 105H178V104H176ZM103 106V107H102ZM148 107H149V105H147ZM182 106H186V105H182ZM6 107V106H5ZM35 107V106H34ZM63 107V106H62ZM82 107V106H81ZM115 107H117V106H115ZM119 107V106H118ZM135 107V106H134ZM151 107V106H150ZM177 107V106H176ZM181 107V106H180ZM78 108V107H77ZM114 108V107H113ZM121 108V107H120ZM185 108H187V106L185 107ZM4 109V108H3ZM80 110H82L81 108H79ZM78 109V110H79ZM84 109V108H83ZM86 109V108H85ZM122 109V108H121ZM121 109H119V110H121ZM150 109V108H149ZM180 109H183L184 110V108H180ZM258 109V110H257ZM63 110V109H62ZM107 110V109H106ZM105 110V112H107V115H108V119H109V114H108V111H106ZM123 110V109H122ZM131 110H133V109H131ZM169 110V111H170ZM179 110V109H178ZM60 111V110H59ZM98 111V110H97ZM123 111H127L126 109L125 110H123ZM123 111H120L119 113L120 114H122V118L121 117H119V118H115V116H112V118L110 119V121L111 120H113V121H116V124L115 125H119V127H115L114 129H112V131H113V135L112 136H104L102 133L101 134H99V136L97 135L95 138H94V141H93V138H92V141L94 142V143H97L96 145H98V147H97V150H95L96 152L98 151V153H96V157L94 156V157H92V156H89V157H91V158H94L95 160H96V162L95 163H93L92 165H91V163H92V161L90 162V163H88L87 165H88V167L90 166V168L91 169H93L92 171L93 172H96L98 175H96V178H98V180H97V183L100 185V186H98V189L97 190H94V191H96V192H93V193H95V194H97V192H100L99 194H101V193H105L106 194V192L105 191H107V190H109V191H111L112 192V190L113 191H115V194L114 195H120V192L122 191H125L124 189H122V190H119L120 189V187H126V186H124V185H122L121 183H119V184H117L118 182H121L122 180H123V178L125 179V178H127L128 180H126L125 179V182H130V183H133V182H135V181H131V177L132 176H134L133 177V179H136L137 181H139V182H142L141 184H139V185H143L144 184V186L148 183L147 181H149L150 179H151V177L149 176L150 174H149V172L150 171H152L153 172V175H156V177H158L157 176V174H159L160 175V172H161V170L159 171L156 167H154V166H157L156 165V163L155 164H150L151 162H150V160H148V162H146L147 161V158L149 159V157H146V159H144L145 158V156L146 155H144V157H143V153H142V151H141V158H140V156H137V155H132L133 157H131L130 155V150H131V148H132V152H133V149L135 148H138V149H140V150H142L144 147H147V146H149L150 144H151V142H153L152 144H155V146H160V148H161V150H160V152L162 151L163 152V156H165L166 157V159H163V158H160V160L162 159L163 161V163H162V165H160V166H162L161 168H162V170H163V168L165 169L166 168V170H168L167 169V167L169 168L170 166H172V163H173V160H171L170 158L172 157V156H174V154L175 153H172V152H170L171 151V149H173V144H171V143H169V145H166V143L164 144V145H162V143H164L165 141H166V138H168V137H170V135L172 134V133H174L176 130L174 129L175 127H176V125H175V127L174 128H172V130L171 131H169V133H167V132H165V131H163L162 129H163V122L161 121V118H160V116L158 117V115H156V116H154L153 118L154 119H156V122H153V121H151L150 119H148L149 117H150V115H146L147 116V119H148V123H145V122H143V121H141V120H139V119H137V120H135V118L132 116V115H130V114H128V113H130L129 111H127V112H123ZM155 111V110H154ZM153 111V112H154ZM167 111V110H166ZM176 111V110H175ZM175 111H173V113L174 114H176V112ZM182 111V110H181ZM70 112H72V111H70ZM77 112V111H76ZM75 112V113H76ZM96 112V111H95ZM121 112H123V113H121ZM143 112V111H142ZM168 112V111H167ZM186 112H188V111H186ZM185 112V113H186ZM190 113L192 112V111H189ZM217 112V113H216ZM59 113V112H58ZM57 113V114H58ZM74 113V114H75ZM84 114H85V112H83ZM101 113V112H100ZM124 113H126V115H124ZM132 113V112H131ZM155 113V112H154ZM157 113V112H156ZM166 113V112H165ZM164 113V114H165ZM184 113V112H183ZM200 113V112H199ZM257 113V112H256ZM76 114H78V113H76ZM95 114H97V113H95ZM103 114H106V113H103ZM172 114V113H171ZM173 114V115H174ZM187 114H189V113H187ZM27 115H29V114H26L25 116H27ZM31 115V114H30ZM29 115V116H30ZM34 116L33 117H35V113L33 114ZM102 115V114H101ZM116 115H118L117 113H116ZM163 115V114H162ZM167 115V114H166ZM173 115H171L172 117H173ZM177 115V114H176ZM175 115V116H176ZM183 116L185 115V114H182ZM182 115H180V119L182 118V119H184L183 117H181ZM190 115V114H189ZM250 115V116H249ZM260 115V114H259ZM81 116V115H80ZM195 116V115H194ZM201 116V115H200ZM205 116V115H204ZM5 117V116H4ZM7 117V116H6ZM5 117V118H6ZM31 117V116H30ZM29 117V118H30ZM48 117H50V116H48ZM84 117H86L85 115H84ZM94 117V116H93ZM105 117V116H104ZM111 117V116H110ZM118 117V116H117ZM171 117V118H172ZM185 117V116H184ZM196 117H198V116H196ZM195 117V118H196ZM202 117V116H201ZM206 117V116H205ZM213 117H216V116H214L213 115ZM212 117V118H213ZM260 117V116H259ZM3 118V117H2ZM2 118H0V121L2 120ZM8 118V117H7ZM7 118H6V120H7ZM25 118H27V117H25ZM23 119L24 121H26V119ZM29 118H27V119H29ZM38 118V117H37ZM41 118V117H40ZM47 118V117H46ZM54 118V117H53ZM92 118V117H91ZM107 118H106V120H107ZM153 118H151V119H153ZM170 118V119H171ZM175 119H176V117H174ZM187 120L189 119V118H187V117H185ZM194 118V117H193ZM193 118H191L192 119V121H191V123L192 122H194L193 121ZM200 118V117H199ZM198 118V120L200 121L202 118H200L199 119ZM208 118V117H207ZM210 119L211 121H213V119ZM217 118H220L219 116L217 117ZM256 118H257V115H256ZM263 118V117H262ZM33 119V118H32ZM63 119V118H62ZM94 119H96V121L98 122V126L96 127V128H99V129H101V128H103L105 125H107L106 124V120L105 119H103V118H101L100 116H95L94 117ZM142 119V118H141ZM179 119V120H180ZM5 120V121H6ZM15 120V119H14ZM33 120H36V119H33ZM41 120H42V118H41ZM45 119H44V117H43V121H44ZM51 120V119H50ZM105 120V121H104ZM119 120H122V121H124V122H128V124H123V125H125V126H123L121 123H119L118 121ZM169 120V119H168ZM168 120H167V122H168ZM174 120V119H173ZM185 120V119H184ZM2 121H4V120H2ZM1 121V123H3ZM22 122L23 123V126L25 125V127H28L29 125H31V123H29L30 121H31V118H30V121L29 120H27V121H29V122H27L26 121V123H29V125L28 124H25V122ZM47 121H48V118H47ZM47 121H45L46 123V125H47ZM53 121V120H52ZM74 121V120H73ZM94 121V120H93ZM145 121V120H144ZM199 121H197V122H199ZM204 120L202 119V122H203ZM207 121H209V120H207ZM210 121V122H211ZM215 121V123L217 122V120H214ZM220 121H221V119H220ZM223 121H226V123H223ZM32 122V121H31ZM36 122H37V120H36ZM49 122V121H48ZM51 122V121H50ZM60 122V121H59ZM83 122V121H82ZM84 122H86L87 123V121H84ZM109 122V121H108ZM190 122V121H189ZM196 122V123H197ZM219 122V121H218ZM15 123V122H14ZM39 124H40V122H38ZM38 123H37V126H38ZM74 123H76V122H74ZM73 123V124H74ZM195 123V124H196ZM209 123V122H208ZM8 124V123H7ZM21 124V123H20ZM49 124V123H48ZM51 124V123H50ZM56 124V123H55ZM59 124V123H58ZM77 124V123H76ZM75 124V125H76ZM83 124H85V123H83ZM109 124V123H108ZM158 124H160V125H158ZM170 124V123H169ZM182 124V123H181ZM185 124V123H184ZM3 125V124H2ZM18 125V124H17ZM28 125V126H27ZM41 126L43 125L44 126V124H40ZM39 125V126H40ZM52 126L54 125L53 124V122H52V124H51ZM60 125V124H59ZM82 125V124H81ZM87 125V124H86ZM85 125V126H86ZM110 125V124H109ZM109 125H108V127H109ZM167 125V124H166ZM189 125H190V123H189ZM193 125V123L191 124V126ZM9 126V125H8ZM56 126V125H55ZM182 126V125H181ZM196 126V125H195ZM201 126V125H200ZM199 126V124H198V127H200ZM2 127V126H1ZM19 127H21V125H19ZM18 127V128H19ZM24 127V128H25ZM29 127H31L32 128V126H29ZM49 127L51 128V126L49 125ZM58 127V126H57ZM56 127V128H57ZM81 127V126H80ZM90 127H91V125H90ZM90 127H88V128H90ZM95 127V126H94ZM3 128V127H2ZM14 128V127H13ZM18 128H15V129H18ZM22 128V127H21ZM36 128H38L39 129V127H36ZM43 127H41V129H42ZM47 128V130H44V129H42V131H41V129H39L41 132H43V130L45 131V132H47V131H49L48 130V127H46ZM74 128V127H73ZM79 128V127H78ZM177 128V127H176ZM263 127H261V129H262ZM4 129V128H3ZM14 129V130H15ZM20 129V128H19ZM23 129V128H22ZM27 129V128H26ZM28 129H30V128H28ZM33 129H35L34 127H33ZM37 129V130H38ZM58 129V128H57ZM57 129H55L54 128V130H57ZM75 129V128H74ZM79 129H81V128H79ZM93 129V128H92ZM166 129V128H165ZM164 129V130H165ZM194 129V128H193ZM196 129V128H195ZM200 129H202V128H200ZM1 130V129H0ZM24 130V129H23ZM23 130H21V131H23ZM53 130V131H54ZM76 130V129H75ZM86 130V129H85ZM89 130V129H88ZM95 130H97V129H95ZM187 130V129H186ZM197 130V129H196ZM195 130V131H196ZM243 130V129H242ZM245 130V129H244ZM263 130V129H262ZM17 131V130H16ZM19 131V130H18ZM20 131V132H21ZM29 131V130H28ZM28 131H26L27 133H28ZM30 131L32 132H34V130H31L30 129ZM52 130H51V133H55V132H53ZM84 131V130H83ZM90 131V130H89ZM111 131V130H110ZM179 131V130H178ZM250 131V130H249ZM10 132V131H9ZM9 132L8 133H6V134H8L9 135ZM11 132H14V131H11ZM10 132V133H11ZM30 132V133H31ZM36 132V131H35ZM34 132V133H35ZM39 132V131H38ZM37 132V133H38ZM50 132V131H49ZM79 132H81V130L79 131ZM88 132V131H87ZM98 132H99V130H98ZM107 132V131H106ZM199 132V131H198ZM233 132V131H232ZM245 132V131H244ZM17 133H18V135H17ZM17 133H14L13 135H12V138L13 139H15L17 142H15V151L16 150H18V151H14L13 149H12V151H14V155H12V156H15V157H17V158H22V157H26V156H30V155H33V154H30V155H27V152H25L23 149H25L26 147H27V144H28V142H30L29 140H30V138H33V137H31V136H33V134H31L30 135V138H29V136H22L21 134H20V136H19V132H17ZM23 133H25V131L23 132ZM29 133V134H30ZM37 133H35V134H37ZM51 133H49V135L51 134ZM62 133H63V131H62ZM65 133V132H64ZM63 133V134H64ZM69 133V132H68ZM72 133V132H71ZM91 133V132H90ZM89 133V134H90ZM97 133V132H96ZM105 133V132H104ZM179 133V132H178ZM204 133V132H203ZM240 133V132H239ZM251 133V132H250ZM4 134V133H3ZM12 134V133H11ZM16 134V135H15ZM26 134V133H25ZM28 134V135H29ZM43 134H44V132H43ZM43 134H42V136H43ZM63 134L61 135L60 134V136H62V138H64L63 137ZM89 134H87V136L89 135ZM93 134V133H92ZM175 134V133H174ZM181 134V133H180ZM193 134V133H192ZM192 134H191V140L192 139H194V137L196 136H192ZM197 134V133H196ZM202 134V133H201ZM205 134V133H204ZM203 134V135H204ZM228 134V133H227ZM236 134H238V133H236ZM244 136H246L245 138L247 139V141L250 139V137H252L254 134H250V135H245L244 133H242ZM249 134V133H248ZM263 134V133H262ZM46 135H48V132L46 133ZM173 135V134H172ZM203 135H201V136H203ZM205 135H208V134H205ZM239 135V134H238ZM4 136H5V134H4ZM3 136V137H4ZM9 136H11V135H9ZM41 136V135H40ZM59 136V135H58ZM75 137L74 138H76V135H74ZM84 136V135H83ZM176 136V135H175ZM183 136H184V134H183ZM208 136H210V135H208ZM243 136V137H244ZM259 136V135H258ZM263 136V135H262ZM26 137V138H25ZM39 137V135L38 136H36L35 135V140L34 141H36V144H37V142H39L40 141V139L38 138ZM45 137V136H44ZM69 137V136H68ZM85 137V136H84ZM182 137V136H181ZM193 137V138H192ZM198 137H199V133H198ZM232 137V136H231ZM237 137V136H236ZM235 137V138H236ZM239 137V136H238ZM254 137V136H253ZM1 138H2V135H1ZM29 138V139H28ZM41 138V137H40ZM83 137H81V139H82ZM172 138H174L173 136H172ZM200 138V137H199ZM216 138V137H215ZM223 138H225V136L223 137ZM240 138H241V136H240ZM264 138V137H263ZM39 139V140H38ZM44 139V138H43ZM60 139V138H59ZM65 139H67V138H65ZM65 139H63V140H65ZM69 139V138H68ZM90 139V138H89ZM184 139H186V138H184ZM188 139V138H187ZM205 139V138H204ZM203 139V137H202V139L201 140H204ZM208 139H210V138H207V140ZM211 139H212V137H211ZM227 139V138H226ZM229 139V138H228ZM239 138H237V140H238ZM242 139V138H241ZM241 139H239V140H241ZM261 139H262V137H261ZM58 140V139H57ZM62 139H60V141H61ZM74 140V139H73ZM72 140V141H73ZM80 140V139H79ZM182 140V139H181ZM196 140V139H195ZM198 140V139H197ZM206 140V139H205ZM215 140H219V139H215ZM223 140V139H222ZM2 141H4V140H2ZM8 141V140H7ZM32 141V140H31ZM33 141V142H34ZM59 141V142H60ZM66 142H65V144L67 143V141L68 140H65ZM71 141V142H72ZM89 141V140H88ZM212 141V140H211ZM214 141V140H213ZM228 141V140H227ZM243 141H244V139H243ZM243 141H241L242 143H243ZM255 141H258L257 143L256 142H254V140H253V142L250 144V145H248V146H250L249 147V149H248V152H237V151H230V152H228L227 153V151H224V152H218V154H224V155H226V154H228L230 157H232V159L231 158H228V159H230L231 160V162L228 164V165H225L224 163H226V162H224V160L225 159H223V164L225 165V168L223 169L222 167L220 168V171H222V173H225L224 175H225V178H223V179H225L224 181V183H226L225 184V186L227 187V191H229V194H227V195H229V197L227 198L228 200H226V202H223L224 204L222 205L221 203V208L223 209V208H226V212H225V214L224 215H222L220 212H217V214L219 215V216H217L216 217V223H218L219 224V222H221L222 223V221H224L225 223H224V225H225V229L224 230H222V233H219V234H217L216 232H215V235L216 236H222V237H217V238H221V241H225L226 243L227 242H230V243H234L235 241H242L243 239H246V240H250V239H255V237H264V200H263V198H256V197H254L253 198V192H257V191H261V188L260 187H262L261 185H263V189H264V181L263 182H261V181H259V180H257V178H255V177H253V175H256V174H262V175H264V161H262V160H264V142H262V141H264V140H255ZM75 142V141H74ZM78 142V141H77ZM192 143H193V141H191ZM190 142V143H191ZM200 142H202V141H198V145L200 144ZM205 142H207V141H205ZM229 142V141H228ZM233 142H235V141H233ZM0 143H1V140H0ZM7 143V142H6ZM10 143H11V141H10ZM32 143V142H31ZM40 143H41V141H40ZM68 143H69V141H68ZM146 143V145H144ZM181 143H183V142H181ZM180 143V145H182ZM197 142H195V144H196ZM203 143V142H202ZM209 143H210V141H209ZM232 143V142H231ZM237 143V142H236ZM240 143V142H239ZM249 143V142H248ZM2 144V143H1ZM17 144H19V145H17ZM35 144V143H34ZM43 144V143H42ZM81 144V143H80ZM84 144V143H83ZM187 144V143H186ZM204 144H206V143H204ZM214 144V143H213ZM223 144H225V143H222L221 142V145H223ZM228 144V143H227ZM235 144V143H234ZM6 145V144H5ZM29 145H30V143H29ZM29 145H28V147H29ZM39 145V144H38ZM60 145V144H59ZM67 145V144H66ZM75 145H77L76 143H75ZM94 145V144H93ZM120 145H125L124 147H120ZM166 145V146H165ZM201 145V144H200ZM203 145V144H202ZM217 145V144H216ZM233 145V144H232ZM236 145V144H235ZM238 145V144H237ZM242 146L244 145V144H241ZM31 146V145H30ZM34 146V145H33ZM35 146H37V145H35ZM40 146H42V145H40ZM55 146V145H54ZM57 146V145H56ZM73 146H74V143H73ZM186 146H188V145H186ZM211 146H214V145H211ZM241 146V147H242ZM246 146V145H245ZM245 146H244V148H245ZM1 147V146H0ZM3 147L4 148H6V146H4L3 145ZM23 147H25V148H23ZM50 147H52V146H50ZM80 147V145L78 146V148ZM164 147V148H163ZM180 147V146H179ZM193 147V146H192ZM199 147H201V146H199ZM215 147V146H214ZM218 148L220 147V146H217ZM227 147H229V146H227ZM234 147V146H233ZM232 146H231V148H233ZM239 147H240V145H239ZM238 146L236 147V148H238V149H240L241 150V148H239ZM2 148V147H1ZM34 148V147H33ZM36 148V147H35ZM39 148V147H38ZM69 148H70V145H69ZM68 148V149H69ZM71 148L73 149L74 148V151H75V147H72L71 146ZM80 148H82V147H80ZM79 148V150H81ZM216 148V147H215ZM3 149V148H2ZM28 149V148H27ZM95 149H96V146H95ZM148 149V148H147ZM150 149V148H149ZM152 149H153V147H152ZM157 149H159V147H157ZM180 149V148H179ZM206 149H211V148H206ZM8 150V149H7ZM7 150H5L6 152H7ZM137 150V149H136ZM144 150H146V148H144ZM187 150V149H186ZM193 150V149H192ZM201 150V149H200ZM237 150V149H236ZM0 151H2V150H0ZM9 152H10V150H8ZM49 151V150H48ZM69 151H71L72 152V150H69ZM69 151H68V153H69ZM73 151V152H74ZM77 152H78V150H76ZM150 151H151V149H150ZM153 151H154V149H153ZM185 151V150H184ZM183 151V152H184ZM189 151H191L190 149H189ZM194 152H195V149L193 150ZM192 151V152H193ZM196 151H197V153H199L200 151H198L197 149H196ZM202 152H203V150H201ZM204 151H206L205 149H204ZM213 151H214V148H213ZM216 151H217V149H216ZM218 151H219V149H218ZM4 152L3 154H5V157H7V154L9 153V152ZM30 152V151H29ZM28 152V153H29ZM31 152H33V151H31ZM41 152V151H40ZM63 152V151H62ZM77 152H75L74 153V156L77 154ZM83 153L84 151L83 150H81L80 151V153ZM89 152V151H88ZM87 152V153H88ZM111 152H112V154H113V156H111L110 157V160L111 161H106L107 160V154H111ZM136 152V151H135ZM143 152H145V151H143ZM183 152H179V153H182V155L184 154ZM186 152H188V151H186ZM2 153V152H1ZM38 153V152H37ZM42 153V152H41ZM85 153V152H84ZM92 153V152H91ZM90 153V154H91ZM93 153H94V151H93ZM138 153V152H137ZM140 153V152H139ZM189 153H191V152H188V155H190ZM9 154H11V153H9ZM38 154H40V153H38ZM66 154H67V152H66ZM65 154V155H66ZM70 154H72V153H70ZM79 154V153H78ZM111 154V155H112ZM146 154H147V152H146ZM161 154V153H160ZM157 151L155 152V154H152V156L151 157H153V158H155V159H159V157L161 156ZM177 155H178V153H176ZM193 154V153H192ZM61 155H62V153H61ZM69 155V154H68ZM73 155V154H72ZM80 155V154H79ZM82 155V154H81ZM95 155V154H94ZM148 156L149 155H151V154H147ZM181 155V156H182ZM187 155V154H186ZM187 155V156H188ZM197 155V154H196ZM196 155H195V157H196ZM202 155V154H201ZM1 156V155H0ZM11 156V158H10V156H8L9 158L7 159V160H10V162L11 163H13V160L11 161V159H15V158H13ZM37 156V155H36ZM59 156H60V154H59ZM71 155H69V157H70ZM84 156V155H83ZM87 156V155H86ZM186 156V157H187ZM192 156V155H191ZM220 156V155H219ZM227 156V155H226ZM55 157V156H54ZM58 157V156H57ZM56 157V158H57ZM64 157V156H63ZM68 157V158H69ZM76 157V156H75ZM79 158H81L80 156H78ZM77 157V158H78ZM131 157V158H130ZM142 157H143V159L144 160H146L145 162L146 163H149V164H146V163H144V160L142 159ZM150 157V158H151ZM169 159H168V158ZM185 156H184V158H186ZM189 157V156H188ZM188 157H187V159L185 160V159H183V161H184V163L186 162L187 163V161L189 160L188 159ZM194 157V156H193ZM194 157V159L195 160H192L191 159V161L192 162H194V161H196V158ZM199 157V156H198ZM197 157V158H198ZM223 157V156H222ZM3 156L1 157V159L0 160H3ZM51 158H53V157H51ZM67 158V157H66ZM67 158V159H68ZM76 158V159H77ZM108 158H109V156H108ZM172 158H175V157H172ZM179 158L181 159V157L179 156ZM190 158V157H189ZM25 159V158H24ZM38 159V158H37ZM45 159V158H44ZM57 159H59V158H57ZM66 159V160H67ZM71 159V158H70ZM73 159V158H72ZM75 159V160H76ZM81 159H83V158H81ZM86 159H88V158H86ZM176 159V158H175ZM200 159V158H199ZM207 159V158H206ZM209 159H211V158H209ZM216 159V158H215ZM5 160V159H4ZM3 160V162H5ZM6 160V161H7ZM21 160V159H20ZM43 160V159H42ZM41 160V161H42ZM47 160V159H46ZM49 160V159H48ZM48 160H47V162H48ZM55 160V159H54ZM60 160V159H59ZM80 160V159H79ZM109 160V159H108ZM156 160V161H157ZM179 160V159H178ZM208 160V159H207ZM214 160V159H213ZM212 160V161H213ZM230 160H227L226 159V161L227 162H229ZM56 161H58V160H56ZM55 161V162H56ZM73 161H74V159H73ZM72 161V162H73ZM76 161H78V160H76ZM82 161V160H81ZM88 161H89V159H88ZM94 161V160H93ZM177 161V160H176ZM190 161V162H191ZM211 161V162H212ZM215 161V160H214ZM220 161V160H219ZM9 162V161H8ZM8 162H5L6 164L8 163ZM17 162V161H16ZM15 162V163H16ZM19 162V161H18ZM59 162V161H58ZM57 162V163H58ZM65 162V161H64ZM68 162V161H67ZM67 162H65V163H67ZM67 163V164H69L71 167H65V168H68V169H64L66 172V174L67 175H69L70 173H71V175H73L74 174V172L76 173V170L77 171H79V172H84L85 170H89L90 168H88L87 167V169H85L84 167H82L81 166V162H80V164H78L77 162H75L74 161V163ZM106 162H108L109 164H107V165H109L106 169H104L103 170V167H105V165H106ZM159 162V161H158ZM189 162V161H188ZM215 162H217V161H215ZM15 163H13L12 165H14L15 166ZM20 163V162H19ZM42 163V162H41ZM65 163H63V165L62 166H64V164ZM84 163H85V161H84ZM84 163H82V164H84ZM160 163H161V161H160ZM200 163V162H199ZM205 163V162H204ZM207 163V162H206ZM218 163V162H217ZM256 163V164H255ZM1 164H2V162L0 163V166H1ZM17 164V163H16ZM24 164V163H23ZM59 164V163H58ZM66 164V165H67ZM173 164H175V162L173 163ZM178 164V163H177ZM189 164L190 163H187V165L189 166ZM192 164V163H191ZM196 164V163H195ZM219 164V163H218ZM9 165V164H8ZM7 165V167H8V169L10 168L11 169V167H12V165H11V167H9ZM19 165V164H18ZM42 165V164H41ZM61 165L59 164V166H60V168H61ZM86 165V164H85ZM84 165V166H85ZM86 165V166H87ZM186 165V164H185ZM186 165V166H187ZM199 165H201V164H199ZM211 165V164H210ZM220 165V164H219ZM218 165V166H219ZM255 165V166H254ZM3 164H2V166H1V168L0 169H3ZM42 166H44V165H42ZM51 166V165H50ZM159 166V167H160ZM178 166V165H177ZM182 166H184L183 164H182ZM205 166V165H204ZM212 166V165H211ZM216 166H217V164H216ZM5 167H6V165H5ZM41 167V166H40ZM39 167V168H40ZM52 167V166H51ZM51 167H50V169H46V165H45V168L44 167H42V169H40L39 170V172H37L36 170V174L34 173L35 171H33V174L34 175H36L38 178H40L41 179V177H44L45 178V176L46 175H52V173H54L55 174V171L54 170H56V169H54L56 166L54 165V167L51 169ZM75 167H77V168H75ZM78 167H80V168H78ZM110 167V168H109ZM114 168V169H112V168ZM175 167V166H174ZM173 167V169H175L176 170V168H174ZM201 167V166H200ZM210 167V166H209ZM13 168V171H14V167H12ZM15 168H16V166H15ZM19 168H20V166H19ZM19 168H18V170H19ZM22 168V167H21ZM38 168V167H37ZM63 168V167H62ZM180 168V167H179ZM183 168H185V166L183 167ZM183 168H182V170H183ZM212 168V167H211ZM210 168V169H211ZM217 168V167H216ZM215 168V169H216ZM6 169V168H5ZM5 169H3V170H1L2 172H4V170ZM7 169V170H8ZM9 169V170H10ZM59 169V168H58ZM74 169H75V171H74ZM110 169H112L113 171H111V173H110ZM172 169V170H173ZM194 169V168H193ZM199 169V168H198ZM206 169V168H205ZM258 169V170H257ZM21 170V169H20ZM175 170H173L174 172H176L177 170H178V168H177V170L175 171ZM182 170H180V171H182ZM185 170V169H184ZM186 170H187V168H186ZM190 170V169H189ZM54 171V172H53ZM91 171V170H90ZM170 171H171V169H170ZM173 171H171L172 173H174ZM209 171V170H208ZM207 171V173H206V175L210 172L211 173V171H209L208 172ZM12 172V171H11ZM15 172H16V170H15ZM31 172V171H30ZM62 172V173H61ZM64 171H63V169H62V171L60 170V173L61 174H64L63 173ZM163 172H164V170H163ZM185 172V171H184ZM13 173V172H12ZM73 173V174H72ZM78 173V172H77ZM103 173V174H102ZM178 173H181V172H179V170H178ZM187 173V172H186ZM189 173V172H188ZM205 173V172H204ZM213 173V172H212ZM220 173V172H219ZM6 174H7V171H6ZM6 174H4V173H1L0 174V177L1 176H5V177H7L6 176ZM10 175H11V173H9ZM57 174V173H56ZM61 174H59L60 176H61ZM81 174H83V173H81ZM85 174H87L86 172L83 174V175H85ZM168 174L170 175V173L168 172ZM175 174V173H174ZM177 174V173H176ZM183 174V173H182ZM185 174V173H184ZM193 174V173H192ZM201 174V173H200ZM200 174H198V176L200 175ZM8 175V174H7ZM88 175V174H87ZM180 175V174H179ZM186 175V174H185ZM202 175V174H201ZM200 175V176H201ZM209 175V174H208ZM213 175V174H212ZM212 175H210V176H212ZM60 176H58L59 178H60ZM70 176V175H69ZM73 176H75V175H73ZM72 176V177H73ZM161 176V175H160ZM164 176H165V174H164ZM177 176H178V174H177ZM181 176V175H180ZM194 176V175H193ZM197 176V177H198ZM199 176V178H201ZM203 177H204V175H202ZM216 175H214L213 177H215ZM218 176V175H217ZM63 177V176H62ZM60 178V180H59V182L56 180L55 181V183L56 182H58L57 183V185L54 187V189H50V188H47V189H45L46 191H52L53 193H55L54 194V196H59L60 194H59V192H63V190L65 189V186H67V185H69V184H65V180H67L66 178L65 179H63V178ZM76 177H77V175H76ZM84 177H87L86 175L84 176ZM128 177H130L131 179L129 180V178ZM202 177V178H203ZM11 178V177H10ZM32 178V177H31ZM33 178H34V180L36 181V179L37 178H35V176H33ZM32 178V179H33ZM50 178H52V177H50ZM71 178V177H70ZM79 178V177H78ZM88 178V177H87ZM91 178H92V176H91ZM155 178V177H154ZM162 178L164 179L165 177H163L162 176ZM177 178V177H176ZM193 178V177H192ZM208 178V176H206V178H205V180ZM261 178V177H260ZM4 179V178H3ZM2 178H1V180H3ZM48 179V178H47ZM53 179V178H52ZM58 179V178H57ZM73 179H75V177H73ZM117 179H119V180H117ZM166 179V178H165ZM164 179V180H165ZM213 179V178H212ZM219 179V178H218ZM39 180V179H38ZM43 180V179H42ZM78 180V179H77ZM83 180V179H82ZM85 180V179H84ZM87 180H90V179H87ZM87 180H86V182H87ZM92 180H95L94 178L92 179ZM92 180H90V182L92 181ZM121 180V181H120ZM147 180V181H146ZM167 180V179H166ZM197 180V179H196ZM208 181H209V183H210V179L208 178L207 179ZM264 180V179H263ZM4 181V180H3ZM13 181V180H12ZM46 181V179L44 180V182ZM48 181V183H50L49 182V180H47ZM151 181V180H150ZM163 181V180H162ZM174 181H175V179H174ZM194 181H195V179H194ZM200 181V180H199ZM2 182V181H1ZM24 182V181H23ZM28 182V181H27ZM26 182V183H27ZM30 182V181H29ZM38 183H39V181H37ZM40 182H41V180H40ZM44 182H42V185H41V189H43L45 186H47V185H45L47 182H45V184H44ZM76 182V180L74 181V183ZM80 182V181H79ZM79 182H78V184H79ZM86 182L85 181H83V183L84 184H86ZM165 182V181H164ZM3 183V182H2ZM17 183V182H16ZM73 183V184H74ZM80 183H82V182H80ZM82 183V185H84ZM88 183H89V181H88ZM96 183V181L95 182H93V183H90L91 185L90 186H93L94 184ZM150 183V182H149ZM260 183V184H259ZM30 184H31V182H30ZM33 184V183H32ZM31 184V185H32ZM41 184V183H40ZM39 184V185H40ZM77 184V183H76ZM93 184V185H92ZM111 184H113V185H111ZM116 184V185H115ZM121 184V185H120ZM125 184V183H124ZM136 184V183H135ZM153 184H155L154 182H153ZM207 184V183H206ZM216 184H218V183H216ZM215 184V185H216ZM37 185V184H36ZM35 185V186H36ZM39 185H37L36 187H38V188H40L39 187ZM81 185V184H80ZM137 185V184H136ZM136 185H134L135 186V188L132 186V189H137L138 187H139V189H137V190H142V188H140V186H137L136 187ZM157 184H155V186H156ZM172 185V184H171ZM192 185V184H191ZM210 185H213L212 183L210 184ZM219 185V184H218ZM28 186H30V185H28ZM26 187L25 186V189L23 188L22 190H24V192L22 191L21 193H18V194H20V196H26L25 198H27V197H29L30 196V192H32V190L34 189V188H32V189H30L29 187ZM94 186H96L97 187V185H94ZM151 185H149V187H150ZM154 186V185H153ZM154 186V187H155ZM176 186V185H175ZM203 186H204V184H202L201 185V187H200V189H202L203 188ZM209 186V185H208ZM32 187H33V185H32ZM67 187H69V186H67ZM77 187H79V185L77 186ZM76 187V188H77ZM85 188H86V186H84ZM104 187V188H103ZM157 187H159V186H157ZM167 187V186H166ZM168 187H170V186H168ZM213 187V186H212ZM211 187V188H212ZM75 188V189H76ZM92 188H94V187H92ZM127 188V187H126ZM145 188V187H144ZM156 188V187H155ZM160 188H161V186H160ZM178 188V187H177ZM217 188H219L220 189V186H217ZM216 188V189H217ZM224 188V187H223ZM83 189V188H82ZM91 189V188H90ZM103 189H107V190H103ZM127 189H129V187L127 188ZM171 189V188H170ZM204 189H205V187H204ZM209 189V188H208ZM215 188L214 189H210L211 190V192H210V190H209V192L210 193H213V192H215L214 190H216ZM225 189V188H224ZM45 190H43L44 191V193L46 194V192H45ZM84 190V189H83ZM82 190V191H83ZM136 190V191H137ZM156 191L155 192H157L158 190L157 189H155ZM177 190L178 189H176L175 191L177 192ZM6 191V190H5ZM36 191V189L35 190H33V194H35L34 192ZM39 191H41V190H39ZM43 191L41 192V193H43ZM51 191L50 192H47V194L46 195H44L43 196V198L44 197H46V196H48V194H51ZM56 191V192H55ZM65 191H67L66 189H65ZM70 191V190H69ZM87 191H89V192H91L90 190H89V188H87ZM143 191H145V190H143ZM152 191V190H151ZM154 191V190H153ZM163 191V190H162ZM174 191V190H173ZM220 191V190H219ZM218 190L216 191V192H219ZM247 191H250L251 193H248ZM37 192V191H36ZM61 192V193H62ZM74 192V191H73ZM72 192V193H73ZM79 192V191H78ZM88 192V193H89ZM121 192V193H122ZM135 192V191H134ZM138 192H140L141 193V191H138ZM137 192V193H138ZM148 191L146 190V193H147ZM154 192V193H155ZM160 192V191H159ZM215 192V193H216ZM234 192V193H233ZM28 193H30V194H28ZM66 193V192H65ZM68 193V192H67ZM83 193H84V191H83ZM93 193H91V194H93ZM144 193V192H143ZM142 193V194H143ZM154 193H151L152 195L154 194ZM158 193V192H157ZM179 193H180V191H179ZM233 193V194H232ZM8 194V193H7ZM16 194V193H15ZM39 194V193H38ZM37 194V195H38ZM63 194V193H62ZM79 194H81V193H79ZM85 194V193H84ZM105 194H103V195H105ZM109 195V198H106L108 195ZM106 194V196H104L106 199H103L102 197V199L104 200L103 202H105L106 201V205L103 207V209L102 208H99L100 209V214H105V212H107L106 211V207H109V209H112L113 210V207L111 206H109V205H111L110 204V202H113V204H114V202L115 203H118V207H121L122 205H124V204H122L121 206H120V204L123 202V203H125L124 202V200H123V198H126L127 199V196L125 195V193L124 194H121L119 197H117L116 196V198L117 199H115L114 197V195H112V193H111V196H112V198H110L111 196H110V194L109 193H107ZM176 194H178V193H176ZM186 194H187V191H186ZM219 194V193H218ZM222 194V193H221ZM258 194V193H257ZM29 195V196H28ZM32 195V194H31ZM36 195V196H37ZM53 195V194H52ZM78 195V194H77ZM86 195H87V192H86ZM102 195V194H101ZM129 195V194H128ZM140 195V194H139ZM138 195V196H139ZM156 195V194H155ZM171 196H172V194H170ZM179 195V194H178ZM210 195H212V194H210ZM209 195V196H210ZM214 195H216V194H214ZM214 195H212L213 197H214ZM224 195V194H223ZM227 195H225L226 197H227ZM232 195L233 196H235V195H238V198L237 197H235V199L232 197ZM15 196V195H14ZM18 196V195H17ZM19 196V197H20ZM22 196V197H23ZM39 196H41L40 194H39ZM50 196V195H49ZM48 196V197H49ZM64 196H65V194H64ZM67 196V195H66ZM65 196V197H66ZM82 196V195H81ZM89 196V195H88ZM90 196H93L94 197V195H90ZM96 196H98V195H95V197ZM114 196V197H113ZM137 196V195H136ZM147 196V195H146ZM146 196H145V199H146ZM169 196V199L167 200V198H166V201L165 202H167V201H169L170 199H171V202L174 200L173 199V197L174 196H176L177 198H178V196L177 195H174V196ZM184 196H186V195H184ZM211 196V197H212ZM12 197V196H11ZM16 197V196H15ZM18 197V198H19ZM22 197L20 198V200H22ZM31 197V196H30ZM32 197H33V195H32ZM48 197H46V199H49ZM61 197V196H60ZM129 197L131 198V196L129 195ZM135 197V196H134ZM140 197H141V199H140V201L142 200V197H143V195L141 196L140 195ZM156 197V196H155ZM161 197V196H160ZM165 197V196H164ZM167 197V196H166ZM171 197V198H170ZM218 197H220V196H217V199H219L220 200V198H218ZM226 197H225V199H226ZM39 198H41V197H39ZM52 198V197H51ZM59 198V197H58ZM62 198V197H61ZM85 199H88V198H86V197H84ZM90 198V197H89ZM100 198V197H99ZM98 198V199H99ZM100 198V200L102 201V199ZM130 198H128V199H130ZM132 198H133V195H132ZM136 199H137V197H135ZM144 198V197H143ZM147 198H148V196H147ZM195 198V197H194ZM237 198V199H236ZM11 199V198H10ZM16 199V198H15ZM14 198H13V202L12 203H14L15 200ZM23 199H24V197H23ZM27 199H30V198H27ZM42 199V198H41ZM53 199V198H52ZM84 199V201H87L86 203H90L91 204V202H92V200H91V202H88L89 200H85ZM110 199H114L113 201H111ZM127 199V200H128ZM173 199V200H172ZM181 199V198H180ZM185 199V198H184ZM198 199V198H197ZM210 199V198H209ZM234 199V200H233ZM19 200V199H18ZM17 199H16V201H18ZM34 200V199H33ZM33 200H31L30 202H31V204H32V202H33ZM40 200V199H39ZM51 200V199H50ZM71 200V199H70ZM126 200V201H127ZM147 200V199H146ZM146 200H144V201H146ZM176 200V199H175ZM174 200V201H175ZM192 200V199H191ZM190 200V201H191ZM222 200V199H221ZM35 201L36 200H34V203L33 204H38L37 202H39V201H37L36 203H35ZM41 201V200H40ZM46 201V200H45ZM56 201H60L59 199L58 200H56ZM55 201V202H56ZM61 201H62V199H61ZM64 201L66 202L67 200H65L64 199ZM64 201H63V203H64ZM81 201V200H80ZM79 201V202H80ZM84 201H83V203H84ZM100 201V202H101ZM130 201H131V199H130ZM144 201H141V203L143 202L144 203ZM200 201H202V200H200ZM209 201V200H208ZM212 201H214V199L213 200H211L210 202H212ZM19 203L20 202H22V201H18ZM24 203H25V201H23ZM22 202V203H23ZM27 202V201H26ZM53 202H54V200H53ZM95 202V201H94ZM134 202H136L135 201V199H134ZM133 202V203H134ZM159 202V201H158ZM170 202V201H169ZM189 202V201H188ZM220 202V201H219ZM222 202V201H221ZM10 203V202H9ZM18 203V204H19ZM40 203H42V201L40 202ZM97 203V202H96ZM128 203H129V200H128ZM133 203L131 204V205H133ZM141 203L139 204V200H137V204H139V205H141ZM142 203V204H143ZM146 203V202H145ZM174 203V202H173ZM190 203V202H189ZM194 202H192V203H190L191 205L193 204ZM260 204V203H262L263 204V206L261 205V206H259V205H257V204ZM30 204V203H29ZM45 205H46V203H44ZM55 204H57V203H54V204H50V205H48L47 207L48 208H50L52 205H55ZM61 204V203H60ZM66 204H67V202H66ZM90 204H87V205H90ZM98 204V203H97ZM136 204V205H137ZM148 204V203H147ZM161 204V203H160ZM178 204V203H177ZM182 204V203H181ZM213 204V203H212ZM11 205V204H10ZM20 205H21V203H20ZM28 205V204H27ZM27 205H25L24 207L23 206H20V208H27L26 206ZM62 205V204H61ZM80 205H82V204H80ZM79 205V206H80ZM84 205V207H85V205L86 204H83ZM92 205H95L93 202H92V204L90 205L91 207L90 208H94V206H92ZM129 205H130V203H129ZM135 205V206H136ZM175 205V204H174ZM196 206H198L197 204H195ZM14 206H19V205H17V204H15ZM35 206H39V205H35ZM65 206V208H66V205H64ZM96 206H98V205H96ZM100 206V205H99ZM144 206V205H143ZM142 206V207H143ZM216 206V205H215ZM220 206V205H219ZM218 206V207H219ZM260 207L258 210H256L255 211V213H253V211H254V209H255V207ZM33 207V206H32ZM41 207V206H40ZM40 207H38L37 209L39 210V208ZM54 207V206H53ZM56 205H55V210H58L59 212H60V209H58L59 207H60V205L57 207V209H56ZM72 207V206H71ZM70 207V208H71ZM82 207V206H81ZM84 207H82V208H80L81 210L84 208ZM89 207V206H88ZM88 207H87V209H88ZM102 207V206H101ZM124 207H126V206H124ZM130 207V206H129ZM137 207V206H136ZM169 207V206H168ZM167 207V208H168ZM183 207V206H182ZM10 208V207H9ZM28 208H29V206H28ZM31 208V207H30ZM52 208V207H51ZM50 208V210H52ZM61 208H62V206H61ZM69 208V209H70ZM73 208V207H72ZM114 208H116V205H115V207ZM130 208H133V207H130ZM141 208V207H140ZM161 208H163V207H161ZM175 208V207H174ZM173 208V209H174ZM193 208H195V206L193 207ZM212 208V207H211ZM19 208H17V210H18ZM34 209V208H33ZM32 209V210H33ZM36 209V207H35V210H37ZM63 209V208H62ZM61 209V210H62ZM68 209V208H67ZM96 211H97V213H98V207H96ZM157 209V208H156ZM170 209V208H169ZM198 209V208H197ZM196 209V210H197ZM214 209V208H213ZM212 209V210H213ZM4 210V209H3ZM11 210V209H10ZM31 210V211H32ZM37 210V211H38ZM42 210H44V209H41L40 208V212H44V211H42ZM65 209H63L62 210V212L64 211ZM90 210V209H89ZM89 210H86L87 212H85V209H84V212L86 213V214H84V212H83V210L80 212L81 214H80V216L83 214V216L84 215H86V216H88L87 214H88V211ZM94 211H95V209H93ZM93 210H91V211H93ZM158 210H160L159 208H158ZM157 210V211H158ZM163 210V209H162ZM168 210V209H167ZM166 210V211H167ZM172 210V209H171ZM170 210V211H171ZM191 210H193V209H191ZM204 210V209H203ZM219 210H220V208H219ZM225 210V209H224ZM24 211H26L25 209H24ZM28 211H30V210H28ZM27 211V212H28ZM54 211V210H53ZM57 211V212H58ZM77 211V210H76ZM90 211V212H91ZM169 211V210H168ZM175 211V210H174ZM178 211V210H177ZM195 211V210H194ZM194 211H193V214L192 215H194L195 213H194ZM17 212V211H16ZM39 212V211H38ZM37 212V213H38ZM39 212V213H40ZM49 212H51V211H49ZM55 212V211H54ZM57 212H56V214H57ZM163 212V211H162ZM165 212V211H164ZM164 212L162 213V215L164 214ZM173 212V211H172ZM176 212V211H175ZM30 213H32V212H30ZM53 213V212H52ZM71 213H72V210H71ZM76 213V212H75ZM78 213H79V211H78ZM77 213V214H78ZM151 213H153V211L151 212ZM198 213V212H197ZM8 214H9V212H8ZM28 215H29V213H27ZM33 214V213H32ZM45 215H46V213H44ZM43 214V215H44ZM47 214H48V212H47ZM55 214V213H54ZM59 214V213H58ZM60 214H61V212H60ZM64 214V213H63ZM66 214V213H65ZM64 214V215H65ZM68 214V213H67ZM99 214V213H98ZM104 214H103V216H104ZM154 214V213H153ZM169 214V213H168ZM204 214V213H203ZM16 215V214H15ZM22 215H23V212H22ZM34 215H36V214H34ZM41 215H42V213H41ZM62 215V214H61ZM73 215H74V211H73ZM72 215V216H73ZM91 215L92 214H90V216H88L89 218L91 217ZM95 215V214H94ZM123 215V214H122ZM157 215H159V213L157 214ZM174 215V214H173ZM183 215V214H182ZM31 216H33V215H31ZM54 216H56V215H54ZM70 216V215H69ZM69 216H68V218H69ZM78 217H79V215H77ZM100 216V215H99ZM147 216V215H146ZM176 216V215H175ZM186 216H188V215H186ZM39 217V216H38ZM43 217V216H42ZM46 217V216H45ZM57 217H59V216H57ZM61 217V216H60ZM59 217V218H60ZM65 218L67 217V216H64ZM63 217V218H64ZM74 217H76V215L74 216ZM93 217V216H92ZM102 217V216H101ZM157 217H159V216H157ZM166 217V216H165ZM180 217V216H179ZM189 217V216H188ZM188 217H186V219L188 218ZM203 217V216H202ZM20 217H18V219H19ZM30 218V219H29ZM29 218H27V219H29L30 221H32L31 220V217H29ZM36 218V217H35ZM44 218V217H43ZM62 218V217H61ZM106 218V217H105ZM104 218V219H105ZM128 218V217H127ZM161 218V217H160ZM164 218V217H163ZM167 218V217H166ZM166 218H165V220L164 221H166ZM194 218V217H193ZM15 219V218H14ZM13 219V220H14ZM70 219V218H69ZM72 219V218H71ZM77 219V218H76ZM75 219V220H76ZM80 219H82V217L80 218ZM86 219V218H85ZM85 219H83V220H85ZM88 219V218H87ZM135 219V218H134ZM153 219H155V218H153ZM162 219V218H161ZM168 219V218H167ZM174 219L175 218H173V222H174ZM176 219L178 220L179 218L178 217H176ZM190 219V218H189ZM36 220V219H35ZM44 220V219H43ZM78 220V219H77ZM90 220V219H89ZM112 220V219H111ZM119 220H121V219H119ZM126 220V219H125ZM129 221H130V219H128ZM147 220V219H146ZM149 220V219H148ZM156 220H157V218H156ZM162 220V221H163ZM203 220V219H202ZM18 221V220H17ZM98 221V220H97ZM118 221V220H117ZM127 221V220H126ZM172 221V220H171ZM189 221H191V220H189ZM7 222V221H6ZM18 222H20V220L18 221ZM22 222V221H21ZM25 222H26V220H25ZM50 222V221H49ZM53 222V221H52ZM124 222V221H123ZM137 222V221H136ZM147 222H149V221H147ZM147 222H145V224L147 223ZM153 222V221H152ZM159 223H160V221H158ZM257 222V224H258V227H255V226H257V225H255V226H252V225H254L253 223H256ZM112 223V222H111ZM157 223V222H156ZM181 223V222H180ZM191 223H193V222H191ZM220 223V224H221ZM20 224V223H19ZM121 224V226L123 227V224H122V222L120 223ZM125 224H126V222H125ZM125 224H124V226H125ZM149 224V223H148ZM167 224H169V222L167 223ZM175 224V223H174ZM199 224V223H198ZM212 224H213V222H212ZM211 224V225H212ZM223 224V223H222ZM110 225V224H109ZM118 225V224H117ZM141 225V224H140ZM147 225V224H146ZM176 225V224H175ZM217 225V224H216ZM215 225V226H216ZM106 226V225H105ZM132 226H133V224H132ZM132 226H130V225H128V223H127V226H125L124 228H122V229H119V231H120V233L121 234H123V233H125V234H127L128 233V235H129V233H131L132 234V232L133 231H135V227L133 228ZM143 226V225H142ZM145 226V225H144ZM158 226H159V224L157 223V224H154V226H152L151 227V229L152 230H155V231H151V234H153V233H156L157 235L160 233V231H162V229H157L158 228ZM167 226V225H166ZM173 226V225H172ZM180 226V225H179ZM191 226V225H190ZM210 226V225H209ZM221 226V225H220ZM47 227V226H46ZM104 227V226H103ZM148 227V226H147ZM181 227V226H180ZM179 227V229H181L182 230V228H180ZM193 227V226H192ZM211 227V226H210ZM219 227V226H218ZM260 227V228H259ZM52 228V227H51ZM100 228V227H99ZM110 228V227H109ZM112 228V227H111ZM138 228V227H137ZM143 229H144V227H142ZM169 228H171V227H169ZM175 228V227H174ZM174 228H172V229H174ZM211 228H213V226L211 227ZM103 229V228H102ZM101 229V230H102ZM104 229H106V227L104 228ZM166 229V228H165ZM178 229V228H177ZM177 229H174V230H177ZM178 229V230H179ZM195 230H198V229H196V228H194ZM200 229V228H199ZM35 230V229H34ZM38 230H39V228H38ZM139 231L140 230H142V229H138ZM146 228L144 229V231H145V233H147L148 231H149V229H148V231L146 232ZM37 231V230H36ZM50 232H51V230H49ZM75 231V230H74ZM105 231V230H104ZM114 231V233L117 231V230H113ZM112 231V232H113ZM214 231V230H213ZM54 232V231H53ZM52 232V233H53ZM73 232V231H72ZM142 232V231H141ZM166 232H167V230H166ZM171 232V231H170ZM188 232V231H187ZM190 232V231H189ZM7 233V232H6ZM20 233V232H19ZM26 233V232H25ZM98 233H99V231H98ZM105 233V232H104ZM103 233V234H104ZM109 233H110V230H109ZM118 233V232H117ZM144 233V234H145ZM168 233V237L167 238H169V232H167ZM195 233V232H194ZM196 233H198L197 231H196ZM11 234V233H10ZM40 234V233H39ZM94 234H96V233H94ZM102 234V233H101ZM100 234V235H101ZM148 234H149V232H148ZM171 234V233H170ZM174 234V233H173ZM84 235H85V233H84ZM88 235V234H87ZM97 235V234H96ZM100 235H98V236H100ZM106 235V234H105ZM104 235V236H105ZM117 235V234H116ZM139 235V234H138ZM156 235V236H157ZM165 235V234H164ZM163 235V236H164ZM174 235H177L176 233L174 234ZM178 235H180V234H178ZM177 235V236H178ZM186 235V234H185ZM184 234L181 236V237H183V236H185ZM189 235V234H188ZM195 235V234H194ZM86 236V235H85ZM93 236V235H92ZM91 236V237H92ZM109 236V235H108ZM107 236V237H108ZM125 236V235H124ZM135 236H137L136 235V233H135ZM143 236V235H142ZM156 236H155V238H156ZM163 236H161V237H163ZM196 236H200V235H196ZM4 237V236H3ZM39 237V236H38ZM58 237V236H57ZM82 238H83V236H81ZM87 237V236H86ZM86 237L84 238V239H86ZM91 237H88V238H90L91 239ZM116 237H118V236H116ZM120 237L121 236H119V239H120ZM126 238H127V236H125ZM141 237V236H140ZM164 237H166V235L164 236ZM200 237H202V236H200ZM37 238V236L34 238V239H36ZM40 238V237H39ZM74 238V237H73ZM76 238V237H75ZM80 238V237H79ZM87 238V239H88ZM143 238V237H142ZM147 238V237H146ZM149 238V237H148ZM166 238V239H167ZM205 238V237H204ZM214 238V237H213ZM26 239V238H25ZM38 239V238H37ZM41 239V238H40ZM60 239H62V238H60ZM66 239V238H65ZM106 239V237H104V240ZM130 239V238H129ZM158 239V238H157ZM166 239H164V240H166ZM181 239V238H180ZM182 239H184V238H182ZM197 239V238H196ZM203 239V238H202ZM206 239V238H205ZM59 240V239H58ZM67 240H68V238H67ZM74 240V239H73ZM93 240V239H92ZM115 240V239H114ZM126 239H124L123 238V241H125ZM128 240V239H127ZM149 240V239H148ZM163 240V243L164 242H167V240H168V242L167 243H169V242H172V239H167L166 241H164ZM176 240L177 241H179L178 240V238H176ZM195 240V239H194ZM193 240V241H194ZM26 241V240H25ZM24 241V242H25ZM29 241V240H28ZM66 241V240H65ZM81 242L83 241V240H80ZM87 241V240H86ZM106 241V240H105ZM111 241H113V239L111 240ZM122 241V240H121ZM129 241V240H128ZM146 241V240H145ZM156 241V240H155ZM200 241V240H199ZM208 241V240H207ZM223 241V242H224ZM35 242V241H34ZM33 242V243H34ZM38 242V241H37ZM44 242V241H43ZM58 242V241H57ZM63 242V241H62ZM67 242V241H66ZM84 242V241H83ZM89 242H90V240H89ZM93 241H91V243H92ZM95 242V241H94ZM103 242V241H102ZM118 242H119V240H118ZM157 242V241H156ZM173 242H176V241H173ZM172 242V243H173ZM182 242V241H181ZM180 242V243H181ZM201 242H203L202 240H201ZM200 242V243H201ZM205 242V241H204ZM248 242H250V241H248ZM247 242V243H248ZM252 242V241H251ZM26 243H28V242H26ZM61 243V242H60ZM85 243V242H84ZM103 243H105V242H103ZM120 243V242H119ZM119 243H118V245L117 246H120L119 245ZM130 243V242H129ZM147 243V242H146ZM154 243V242H153ZM160 244H161V242H159ZM179 243V242H178ZM177 243V244H178ZM188 243V242H187ZM187 243L185 244V245H187ZM196 243V242H195ZM210 243V242H209ZM29 244H31V243H29ZM41 244V243H40ZM45 244V243H44ZM62 244V243H61ZM87 244H88V242H87ZM99 244H101L100 242H99ZM106 245H107V243H105ZM117 244V243H116ZM121 244V243H120ZM127 244V243H126ZM156 244H158V243H156ZM177 244H175V245H177ZM182 244V243H181ZM218 244V243H217ZM220 244V243H219ZM224 244V243H223ZM241 244H243V243H241ZM255 244V243H254ZM25 245V244H24ZM34 246H35V244H33ZM33 245H30V247L32 246V247H34ZM63 245V244H62ZM88 245H90V244H88ZM92 245V244H91ZM101 245H103V244H101ZM113 245H114V243H113ZM134 245V244H133ZM149 245V244H148ZM164 246L166 245L165 243L163 244ZM171 245V244H170ZM188 245H190V244H188ZM195 245V244H194ZM199 245V244H198ZM204 245V244H203ZM19 246H21V245H19ZM26 246V245H25ZM29 246V245H28ZM38 246V245H37ZM36 246V247H37ZM44 246V245H43ZM77 246V245H76ZM105 246V245H104ZM114 246H116V245H114ZM151 246V245H150ZM184 246V245H183ZM182 246V247H183ZM196 246V245H195ZM195 246H194V248H195ZM213 246V245H212ZM214 246H216V245H214ZM235 246V245H234ZM233 246V247H234ZM27 247V246H26ZM29 247V248H30ZM46 247V246H45ZM135 248L134 246H131V248ZM158 247V246H157ZM156 247V248H157ZM166 247V246H165ZM172 247V246H171ZM173 247H175L174 246V243H173ZM178 247V246H177ZM188 247V246H187ZM190 247V246H189ZM197 247L198 246H196V249H197ZM207 246H206V244H205V248H206ZM218 247V246H217ZM217 247H215V248H217ZM222 247V246H221ZM51 248V247H50ZM105 248V247H104ZM103 248V249H104ZM109 248V247H108ZM116 248V247H115ZM122 248V247H121ZM140 248V247H139ZM144 248H145V246H144ZM151 248H152V246H151ZM155 248V249H156ZM169 248V247H168ZM191 248H192V246H191ZM220 248V247H219ZM92 249V248H91ZM107 249V248H106ZM109 249H111V248H109ZM118 249V248H117ZM128 249V248H127ZM126 249V250H127ZM130 249V248H129ZM154 249V248H153ZM174 249H176V248H174ZM178 249V248H177ZM185 249L186 248H184V251H185ZM193 249V248H192ZM191 249V250H192ZM195 249V250H196ZM248 249V248H247ZM26 250V249H25ZM82 250V249H81ZM86 250V249H85ZM97 250V249H96ZM112 250V249H111ZM115 250V249H114ZM123 250H124V247H123ZM125 250V251H126ZM132 250V249H131ZM188 250V249H187ZM186 250V251H187ZM189 250H190V248H189ZM188 250V251H189ZM201 250H202V248H201ZM213 250V249H212ZM224 250V249H223ZM243 250H244V248H243ZM254 250V249H253ZM259 250V249H258ZM258 250L256 251V252H258ZM11 251V250H10ZM9 251V252H10ZM14 251V250H13ZM28 251H29V249H28ZM33 252V250H30V252ZM42 251V250H41ZM40 251V252H41ZM99 251H100V249H99ZM108 251V250H107ZM129 251V250H128ZM155 251L156 250H154V253H155ZM168 251V250H167ZM172 251V250H171ZM187 251V253H189ZM194 251V250H193ZM199 251V250H198ZM197 251V252H198ZM217 251V250H216ZM226 251V250H225ZM255 251V250H254ZM254 251H252V253L254 252ZM102 252V251H101ZM113 252V251H112ZM153 252V250L150 252V253H152ZM165 252V251H164ZM174 252H175V250H174ZM202 251H200V253H201ZM222 252H224V251H222ZM238 252H240V251H238ZM245 252V251H244ZM54 253H56V252H54ZM99 253V252H98ZM114 253H115V251H114ZM117 253V252H116ZM120 253V252H119ZM128 253V252H127ZM147 253V252H146ZM153 253V254H154ZM160 253V252H159ZM163 253V252H162ZM190 253H192V252H190ZM189 253V254H190ZM212 253V252H211ZM215 253H217V252H215ZM214 253V254H215ZM219 253V252H218ZM217 253V254H218ZM230 253V252H229ZM234 253H235V251H234ZM241 253V252H240ZM243 253V252H242ZM248 253V252H247ZM260 254H262V255H264V252H259ZM25 254V253H24ZM41 254H42V252H41ZM111 254V253H110ZM129 254V253H128ZM136 254V253H135ZM156 254H158L157 253V251H156V253H155V258H156ZM169 254H170V252H169ZM168 254V255H169ZM183 254V253H182ZM193 254H194V252H193ZM198 254V253H197ZM196 254V255H197ZM216 254V255H217ZM231 254H232V252H231ZM238 254V253H237ZM26 255H29V254H26ZM33 255L35 256V254H34V252H33ZM32 255V256H33ZM86 255V254H85ZM103 255H105L106 256V254H105V252L103 253ZM115 255V254H114ZM123 255V254H122ZM125 255V254H124ZM133 255V254H132ZM147 255V254H146ZM163 255V254H162ZM167 255V256H168ZM171 255V254H170ZM190 255H192V254H190ZM215 255V256H216ZM24 256V255H23ZM22 256V257H23ZM31 256V257H32ZM42 256H44V255H42ZM104 256V257H105ZM109 256V255H108ZM111 256V255H110ZM116 256H118V255H116ZM121 256V255H120ZM126 256V255H125ZM139 256V255H138ZM166 256V257H167ZM173 256H174V254H173ZM181 256H185V255H181ZM189 256V255H188ZM200 256V255H199ZM219 256V255H218ZM233 256H234V254H233ZM28 257V256H27ZM26 257V258H27ZM74 257V256H73ZM77 257H78V255H77ZM91 257V256H90ZM101 257V256H100ZM113 257V256H112ZM115 257V256H114ZM143 257V256H142ZM149 257V256H148ZM178 257V256H177ZM220 257V256H219ZM235 257V256H234ZM246 257H249V258H252V259H255L254 258V256L252 255H250L249 253H248V255H246V256H244V258H246ZM26 258H24V259H26ZM33 258V257H32ZM75 258H76V256H75ZM74 258V259H75ZM86 258H88V257H86ZM152 258L153 257H151V261H152ZM165 258V257H164ZM163 258V259H164ZM168 258V257H167ZM189 258V257H188ZM191 258H193V257H191ZM190 258V259H191ZM199 258V257H198ZM204 258V257H203ZM202 258V259H203ZM213 258V257H212ZM222 258V257H221ZM45 259H46V257H45ZM105 259V258H104ZM176 259V258H175ZM178 259V258H177ZM176 259V260H177ZM196 259V258H195ZM194 259V260H195ZM200 259V258H199ZM241 259V258H240ZM27 260V259H26ZM57 260V259H56ZM98 260H100L99 259V257H98ZM97 260V261H98ZM117 260V259H116ZM169 260V259H168ZM174 260V259H173ZM183 260H184V258H183ZM186 260V259H185ZM201 260V259H200ZM244 260V259H243ZM245 260H247V259H245ZM249 260V259H248ZM251 260V259H250ZM18 261V260H17ZM28 261V260H27ZM36 261V260H35ZM50 260L48 259V262H49ZM93 261V260H92ZM104 261V260H103ZM126 261V260H125ZM167 261V260H166ZM179 261H181V260H179ZM193 261V260H192ZM199 261V260H198ZM202 261V260H201ZM209 261V260H208ZM252 261V260H251ZM254 261V260H253ZM258 261V260H257ZM257 261H255V262H257ZM45 262V261H44ZM56 262V261H55ZM96 262V261H95ZM102 262V261H101ZM107 262V261H106ZM105 262V263H106ZM153 262V261H152ZM170 262V261H169ZM178 262V261H177ZM182 262V261H181ZM186 262H188V261H186ZM190 262V261H189ZM212 262H214V260H212ZM228 262V261H227ZM1 263V262H0ZM38 263V262H37ZM57 263V262H56ZM114 263V262H113ZM137 263V262H136ZM149 263V262H148ZM147 263V264H148ZM154 263V262H153ZM172 264H175V263H173V262H171ZM180 263V262H179ZM194 263V262H193ZM204 263V262H203ZM202 262H200V264H203ZM209 263H211V260L209 261ZM226 263V262H225ZM252 263V262H251ZM12 264V263H11ZM34 264V263H33ZM46 264H48V263H46ZM59 264V263H58ZM109 264H111V263H109ZM177 264V263H176ZM184 264V263H183ZM192 264V263H191ZM194 264H196V263H194ZM199 264V263H198ZM208 264V263H207ZM215 264H216V262H215ZM219 264V263H218ZM231 264V263H230ZM262 264H264V262L262 263Z\"/></svg>", "mask_w": 264, "mask_h": 264}]
</instances>
